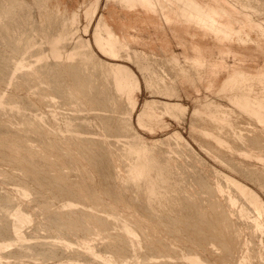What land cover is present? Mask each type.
Returning a JSON list of instances; mask_svg holds the SVG:
<instances>
[{
  "label": "rangeland",
  "instance_id": "1",
  "mask_svg": "<svg viewBox=\"0 0 264 264\" xmlns=\"http://www.w3.org/2000/svg\"><path fill=\"white\" fill-rule=\"evenodd\" d=\"M7 1H9V0H7ZM7 1L6 0H0V14L1 15L3 14V16H2L3 21L1 20V15H0V20H1L0 23L2 24L0 26H5V28H6L4 30L3 27H0V54H1V56H0V64H1L0 65V67H1L0 68V70H1L0 71L1 72L0 73V94H2V95H0V98L2 96L1 100L2 99L4 100V101H2V104H4V105H2V104L0 105V123H1L0 124V129H1L0 130V138H1L0 142L3 145V146L1 145L2 149L3 150L5 149L3 152V150L0 147V149H1L0 152H3L5 154L8 152L7 153L8 155L7 154L6 155L8 157L9 156L10 157L8 158V157H6L5 154L0 153V155H1L0 156V158H1L0 159V199L2 200V201L0 200V229H1L0 230V255L2 254L0 256V264H20V263L21 264H60V263L61 264H102V263L105 264L106 258H109L110 255L113 258L112 260H118V259L120 260V261L119 260L116 261V262H118V264H148L149 262H150L149 264H162V263H164V264L165 263L166 264H191V263L196 264L193 262H197V264H200V263L201 264H264V213L261 210L258 211L257 207H254V205L256 206V204L254 202L251 203L252 200L250 198V194L248 195L249 197L247 198L248 193L242 194V192L238 189L237 185H234V183L236 184V182H238L239 184L241 183V185L246 186L256 196H259V199H261V201L264 205V174H263L264 173V159H263L264 158L263 157L264 152H262L261 147H260V146H262V149H263L264 142L261 143L262 145L257 144L259 146L258 151L261 150L263 155H260L261 154L260 152H256L257 151L256 143L260 144V142H258V140L259 141H260V139L264 140V138H263L264 137L263 136L264 135V129L262 128V126L264 127V124L261 123L258 120V118L254 116V114L252 115V113H249L247 111L245 112V110L242 111L234 103H232L230 101V99L225 97L223 94H218V93L212 92V91H209V93H208V91H206L204 87L201 88V91H199V93H198L193 88L194 84H191L188 81L182 82V81H184L183 76H185V75L191 76L192 74H194V76L192 75V77H191L193 79L199 77V76H197V72H199L198 75H202L203 67L200 66V68H202V70H200L201 71L200 72L199 71L200 68L195 66L194 68L197 67L198 69H194L193 68L194 65L191 62L184 60L183 58H180L178 63L176 61H174L173 59H169V57H170L169 55H165V53H163L160 49H158L159 48L158 44H155V49L152 51L145 49V48L138 49V50H141L143 53H145V55L147 54L146 59L148 58V60L146 61L147 63H145V64L147 66V70H148V68L150 69V70H148L149 72L147 70L142 71L141 69H139L136 62L132 59L129 60L127 58V59L123 60V62L134 72V74L137 77L138 82H139V89L136 91V94H135L136 95L135 98L137 99V105L135 108H133L134 107L132 105L133 103L129 102L132 99L130 100L131 97L127 93H126L127 97H125V92L124 93L121 92L118 95V97H120V98H118L119 99L118 100L115 92L114 93L112 92L114 90V88H112L113 83L111 84V82H113V78L109 75L110 70L107 67V64H106V66L103 65L107 61L108 57L106 55H104V53L102 51H100L98 49V46L94 42V40H93L94 39L93 38V29H94L96 19L98 18V16L100 17V14L101 15L104 14L106 17H108L109 20H111V22L114 25H116V27H118V28H120L122 26V23H124L126 26H128V23H129V26H131L130 24L134 20V18L135 19L136 18H149V16L141 15L140 10L132 12L127 7L119 4V2H117V1L116 2L113 1V2L108 3L106 0H100L99 5L97 7L96 14H95V18L93 19L89 28L85 29L86 28L85 26H87V24H88V21H87L88 18H86V15L84 16V14H85L84 11L87 10V8L88 9L92 8V6L95 5V1L92 2L91 0H38L40 2L39 3L37 0H36V2H34L35 0H24L25 3H22V6L24 8H22V6H21V9H20V7H18L19 10H17L18 8L16 6V10L14 9V12H13L16 14H11V15H10V13H11L12 9L10 8L11 11L9 13L7 5H9L10 3ZM17 1H21V0H17ZM241 2H246V3L250 2L253 4V6L259 7V9H260V6H261V8L263 7L262 11H261V9L259 10L258 8H256L258 11H260L259 12L260 14H257L255 17L259 20L264 21V6H263L264 2H263V0L262 1L261 0H258V1L257 0H249V1L248 0H245V1L242 0ZM38 3H39V5H38ZM258 3H260L261 5ZM5 4H6L7 10L5 8ZM24 4H25V6H27V8H25ZM24 9L25 10L27 9V11H25ZM74 10H78L79 15H78V18L76 19V22H74L76 24H74V26L71 27L73 25V22H71L72 24L69 22V17H70L71 12H73ZM17 11H19V12H17ZM4 12H6V13H4ZM28 12H29V14H27ZM53 12H54V14H53ZM19 13L21 15H19ZM22 13L23 14L25 13L24 16ZM4 15H6L5 18H4ZM25 15H26V17H25ZM110 16H111V19H110ZM15 17H17L18 19ZM19 18H21V19L19 20ZM23 18L25 19V21ZM13 19H17V20L16 21L14 20V22H10V21H13ZM66 19H68V21ZM8 20H10V21H8ZM17 21H18V25H17ZM23 21L26 22V24L24 23V25H23L22 24ZM65 21L69 22L71 24V25L69 23L67 24L69 28L67 27V25H66V29L64 26L62 27V25L65 23ZM8 22H10L9 23L10 26L8 25ZM56 22H57V24H55ZM19 23H20V25H19ZM11 24H13V25H11ZM37 24H39V25H37ZM50 24H52V25L50 26ZM11 26H12V28H11ZM7 28H8V31L6 33ZM62 28H64L65 30H63ZM11 29H13V30L11 31ZM59 30H62L63 32L67 31V33L65 32L64 34H68V36L67 35H66V37L64 36V38H65L64 40L59 38L60 43L57 44V46L59 47V45H61L60 49L64 52V54L61 55V58L58 57V59H55L57 57L54 56L55 57L54 58L52 56V54L50 53V52H52V50H50L51 44H53V43L50 44V42L54 41L53 38L56 39L58 37L59 34L57 35V33ZM71 30H72V33H71ZM62 31H60V33ZM128 31L132 32V29L129 28ZM1 32H2V34H1ZM54 33L56 34V36ZM142 33L144 34V37L148 41L151 39V37H153L155 35V31L152 27H147L146 29H144L142 31ZM7 34L9 35L8 40L6 39ZM70 34H71L72 38L70 37ZM43 35L44 36L47 35L46 36L47 39ZM51 35H52V37H51ZM33 37H34V39H33ZM253 37L256 38V35L253 34ZM2 38H4V39H2ZM50 38L53 41H51ZM66 38H67V40H66ZM24 39H25V41H24ZM82 39H83L84 43H82L83 42ZM21 40H22V42H21ZM65 40H66V42H65ZM169 40H170V47H171L172 51H174L176 54H180L182 52V49L176 45L172 36L169 37ZM12 41H13V43L11 45ZM61 41H64L63 44H61ZM209 41H210V44H213V42H214L212 39H210ZM3 43H5V44H3ZM47 43H48V45H47ZM77 44H79V45H77ZM83 44H84V47L80 46ZM11 46H12V48H11ZM48 46L50 47V49ZM72 46L74 47V49ZM53 47H54V44L52 45V49H53ZM20 49L22 52L21 54H20ZM3 50H4V52H3ZM14 51H16V53ZM23 51H24V53H23ZM42 51H44V52L46 51L47 53L45 52L46 53L45 54ZM69 51L70 52L72 51L71 53H73L70 57H72V56H74V54H76L74 56V59L69 57L72 60L68 59V56L70 55V54H68V53H70ZM75 51H77V53ZM85 53H87V55H85ZM88 53H90V54L88 55ZM18 54H20V56ZM40 54L42 56H40ZM66 55H68V56L66 57ZM77 55H79V56H77ZM83 55H84L85 59L83 58ZM43 56H44V58H43ZM80 56H82L83 59ZM85 56H87V57H85ZM80 58H81V60H80ZM86 58H88L89 60ZM36 59H38L39 61ZM67 59H68V61H67ZM95 60H97V62ZM104 60H106V61H104ZM83 61H85V62H83ZM71 62H72V64H71ZM95 62H96V64H95ZM98 62H99V64H101V63L102 64L99 65ZM263 62H264L263 58H259L258 64L259 63L263 64ZM65 63H67V64H65ZM176 63H177V66H176ZM17 64H18V67H16ZM81 64H82V66H81ZM102 65H103V67H102ZM69 66H71V67H69ZM72 66H73V69H76V70H77V68L79 69V70H77V73H76V71H74L72 69ZM74 66H76L77 68ZM251 66H252V63H251ZM54 67H56V68L54 69ZM100 67L103 68V70ZM174 67H176V68L174 69ZM190 67H192L194 70ZM15 68H17V69H15ZM20 69H22V70H20ZM180 69L183 70L184 73ZM67 70H69V71H67ZM70 70H72L73 72L70 73L71 72ZM18 71H19V73H18ZM41 71L43 73H45V72H47V73L43 74ZM49 71H50V73L48 74ZM64 71H65V73H64ZM80 71H81L83 77L81 76V73H78ZM176 71H178V72L176 73ZM187 71L190 72V74H187L188 73ZM28 72L30 75L27 74ZM105 72H106V74H104ZM203 72L205 73V68H204ZM74 73H76V74H74ZM154 73H155V75H152ZM179 73H181V74H179ZM195 73H196V75H195ZM51 74H52V76H51ZM79 74H80V76H75V75H79ZM86 74H88L87 76L90 79L86 78ZM103 74L105 76L109 75L108 76L109 78L111 77L110 78L111 80L107 77L109 82L111 81L110 83L108 82V80L105 78V76ZM53 75H55V76H53ZM92 75H94V76H92ZM28 76H30V77H28ZM66 76H67V78H66ZM70 76L71 77L74 76L73 77L74 79L71 78ZM195 76H197V77H195ZM3 77H5V78H3ZM62 77H63V79L61 80ZM75 77H77L78 79H75ZM9 78H12V79H9ZM27 79H29V80H27ZM70 79L76 80V82L79 79L81 81L83 80L82 81L83 84L81 83L80 80L78 81V82H80V84H78V83L76 84L75 81H73V82H75V83H73L72 80H70ZM91 79H93V80L95 79L96 81L95 80L93 81ZM147 79L150 80V83H147V81H146ZM6 80H8V81H6ZM21 80H24V81H21ZM84 80H87L88 82L90 80V83H91V81H92V83L90 84ZM163 81H164V83H163ZM17 82H18V84H17ZM61 82H62V84H61ZM85 82H87V84ZM107 82L111 85V86L109 85L110 87L108 86ZM33 83H34V85H33ZM98 83H100L101 85H99ZM89 84L92 86H90ZM103 84H104V86H103ZM84 85H86V86H84ZM170 85L172 87L176 88L177 91L179 92L174 97L169 96L167 94V92H165V89H164V92H162L163 87H165V88H166V86L170 87ZM75 86H76V88H78L77 90L74 88ZM80 86H84L86 88L88 87V89H89V87H90V89L92 88L93 91H90V90L89 91L92 92L94 95H95V93L98 92L97 94H99V97L96 98V96H94L92 93H89L88 90L86 91V88H84L85 91L82 90V91H80L81 93H79L78 92L79 88L82 89V87H80ZM101 87H102V89H101ZM109 88H112V89H109ZM161 88H162L161 91L158 90ZM54 89H55V91L57 90V93L55 91H53ZM59 89H61V90L59 91ZM95 89H97V90H95ZM107 89H109L110 91L112 90V91L110 92ZM74 90H76V91H74ZM100 90H103V93L105 90H107V92L105 93L106 95H109L110 97L115 96L116 98L114 97L115 98L114 100L111 99L113 97L110 98L109 96H108L109 98H103L106 100V103H108L107 99H110L109 104H107V106H105V102H104L105 100L102 99V96L103 97H107V96L102 95L103 93H101L102 91H100ZM83 91H84V93H83ZM85 92H87V93H85ZM44 93L46 95H44ZM58 93H60V94H58ZM62 93H64V94H62ZM84 94L85 95L90 94V96H92V98L95 101L92 99H89V98H91L89 95L84 96ZM3 95L6 97V99ZM47 95H48V97H47ZM68 95H70V96H68ZM71 96H73V97H71ZM51 97H53V98H51ZM67 97L68 98L71 97V98L68 99ZM86 97H89L88 100ZM83 98H85V99H83ZM196 98H199L203 101L207 100L208 104H209V107L207 110H209V109L215 110L212 113H214L217 117H219V115H221L222 118H224V119H226V121H228L227 117H228V115H230L228 117V119L230 118V120H233V121H229V123L231 122L230 125L232 124L231 125L232 127L229 126L228 125L229 123H227V122H226L227 123V125H226L224 120H222L221 121L222 123H220V121H218V118L214 119L215 121L213 119L210 122H209V120H207V121H208V123H211V122L215 123L216 122L215 123L216 125L218 123H220V124H222L223 127L218 124L220 128L218 127L217 128L218 130H217L215 128L217 126L216 125L213 126L214 123H211L213 125H211V124L209 125L206 121V119H210V117L207 118L208 115H206V116L204 115L205 117L204 116L201 117V114L198 115L197 113H195V106L197 104ZM28 99H29V101H28ZM116 99H117V101H115ZM36 100H37V102H36ZM41 100H43V101H41ZM101 100H103V101H101ZM111 100H113L115 102H112ZM88 101L90 104L88 103ZM100 101L104 104H102ZM145 101L155 102L154 103L155 106L158 105L157 108H159V106L162 107L163 106L162 102H164V101H175V102L182 104L184 106V109L183 110H176L174 115H172V114L163 112L164 111L163 107H162V109L159 108L160 111L163 110L162 111L163 113H160V116H159V118H161V120L163 121V125L155 128L154 131H152V130L146 129L145 127H141L137 122L138 114L140 113V109H141V107ZM98 102H100L101 105H100V103L98 104ZM94 103H95V105H94ZM110 104H112V105H110ZM129 106H131V107H129ZM131 108H132V111H131ZM236 108H238L239 110ZM232 109H233V111H232ZM1 110H2V112H1ZM211 110H209V111L211 112ZM219 110H220V112H219ZM240 110H241V112H240ZM233 112H234L235 116L233 115ZM177 113L179 115H177ZM235 113H237L239 115H237ZM246 113H249V114H246ZM29 114H31V115H29ZM247 115L249 117L251 115L252 116L250 118H248ZM225 116H227V117L225 118ZM32 117H34V118H32ZM197 117H200L201 119L197 118ZM231 117H232V119H231ZM252 117L255 119H253ZM35 118H36V120H35ZM122 118L124 119L123 121L120 120ZM195 118H197V119H195ZM203 118L205 119L206 122L205 121L203 122ZM239 118L241 120H239ZM125 119H126V121L127 120L128 121L126 122ZM234 119H235V121H234ZM24 120H27L28 122L24 121ZM254 120H256V122ZM32 121H34V122L31 123ZM217 121H218V123H217ZM35 122H37V124ZM116 122H117V124H116ZM252 122H254L255 124H253ZM199 123H201V124H199ZM233 123H234V125H233ZM65 124L66 125L69 124V125L66 126ZM70 124L72 127L70 126ZM113 125H115V127ZM120 125H122V126H120ZM256 125H258V127ZM260 125H262V126H260ZM209 126L211 127V129ZM224 126H226L227 128H225ZM221 127H222V129H221ZM238 127H239V130H238ZM203 128L204 129L207 128V129H209V131H211L213 129L214 133L216 132L214 130H217L218 133H221L220 134L221 137H219L220 140L224 138L223 139V142H224V140L227 137V139H228V140H226L227 142L224 144L222 142H220V140H217V142H216L215 140L218 139L217 138L218 136H220L218 133L216 135L217 137L215 140H212L213 138H208L209 136L205 135L204 133L205 132L209 133V131H206L207 130L206 129V130H204L205 131L204 132ZM233 128H234V130H233ZM235 128H237V129H235ZM248 129H250V130H248ZM258 129L261 132L263 130V133H261L263 137H260L261 135L257 134V135H259L260 139L255 138L257 136L255 134V132L257 131L259 133ZM57 130H59V131H57ZM219 130H220V132H219ZM226 130H227V132H226ZM235 131H236V133H235ZM9 132H10V134H9ZM59 132L62 134H59ZM129 133H131L130 135L132 137H135V136L137 137V138L135 137V139L133 138L134 142L137 141L138 139L145 138L150 143V145H152L154 147V150L153 149L152 150H153V153H154V151H156L154 153V155L159 157V162H161V164L164 162L166 163V164L164 163L162 165L160 164L158 167L155 166L156 169L153 167L154 170L151 169L152 173L150 172V175L154 176L153 179L157 180V178H158V180H160V181L157 180V182H159L158 187L160 185V188H158V189H160L159 191H160L161 197L159 196V194L154 195L155 198H154V196H153V198L151 197L150 199L147 197L148 194H146V193H148V192L144 193V191H147V189L144 190L146 186L143 185V184H146L144 182V179L146 181V178H143V179L138 178L136 180L134 179L135 182H132L133 178L130 177L131 176L130 175L131 174L130 169L132 167L131 165L134 164V163H132V161L135 160V156H137V155L132 153V154H134L132 156V154L129 150V148H130L129 143H134L133 139L129 135ZM211 133L212 132H210V134ZM234 133H235V135L236 134L237 135L235 136ZM138 135L140 137H138ZM244 135H245V137H243ZM247 135H248V137H247ZM211 136L213 137L215 135H211ZM246 137H247V139H246ZM250 137H251V139L253 138V139L257 140L256 143L254 142L255 143L254 145H252L253 139L251 140V143H250V141L248 142V139H250ZM70 138L71 139L74 138V139L71 140ZM86 138H88V139H86ZM243 138H244V140H243ZM75 139H77V140H75ZM90 139H94V140H90ZM233 139L237 143L236 142L233 143V141H234ZM237 139H239V140H237ZM88 140H90V141H88ZM131 140H132V142H131ZM256 140H254V141H256ZM6 141H7V143L12 142L11 145H13V147L11 145H6V143H5ZM44 141H45V143H44ZM110 141H112V142H110ZM116 141H118L119 143H117ZM127 141H129V142H127ZM154 142H155V144H154ZM4 143H5V145H4ZM98 143H100V144H98ZM122 143L123 144L126 143V145L124 144V147H123ZM227 143H229L230 145ZM247 143L252 146V149H254V146H255L254 150H256V151L252 150L251 146L249 147V145H247V146L244 145ZM20 144H22V145H20ZM236 144H238V145L240 144V145L238 146ZM28 146H29V149H28ZM96 146L98 147V149H96ZM99 146H100V149H99ZM125 146H126V149H128V150L125 149ZM242 146H245L244 149H242ZM11 147H12V149H11ZM84 147H85V149H84ZM110 147H111V149H110ZM227 147H228V149H227ZM237 149H239V150H237ZM245 149L247 150V152ZM12 150H14L15 152ZM24 151H26V152H24ZM28 151H31V152H28ZM33 151H35V152H33ZM91 151H92V153H91ZM128 151L130 153L127 154ZM263 151H264V149H263ZM21 152H23V153H21ZM218 152H220L221 154ZM250 152H251V154H248ZM28 153H30V154H28ZM55 153L56 154L58 153L59 156L58 155L56 156ZM240 153H242V154H240ZM252 154L254 157L250 158L251 157L250 155H252ZM257 154H258V156L260 155L259 157H262V158H259V157L255 158V155H257ZM29 155L31 157H29ZM97 155H99V156H97ZM24 156H25V158H24ZM18 157H20V158H18ZM22 157H23L22 160H24L26 163L21 160ZM26 157H27V159H26ZM45 157L49 160H46ZM48 157H50V158H48ZM126 157H128V158H126ZM3 158H5V159L7 158L8 162H7V160H5ZM30 158H31V160H30ZM106 158H107V160H106ZM132 158H134V159L132 160ZM2 159L4 161H2ZM11 159H14V160H11ZM16 159H19V160H16ZM85 159H87V160H85ZM165 159H166V161L168 160V162L164 161ZM258 159H259V161H258L259 163L257 162ZM260 159L261 160L263 159V161L261 162ZM20 160L22 163L24 162L23 165L21 162L19 163L22 166L17 164ZM99 160H100V162H99ZM112 160H113V163H112ZM28 161L31 165H34V167H36V168L32 169L33 167L29 163H27ZM35 161H36V163H35ZM9 162H11V163H9ZM45 162H46V165L43 164ZM53 163H54V165H53ZM129 163H131V164H129ZM13 164H15V165H13ZM25 164H29V165H26V167H25ZM56 164L57 165L59 164V166H57ZM167 164H169L170 167ZM40 165L43 167H41ZM14 166L15 167L17 166V167L15 168ZM29 166H31V167H29ZM129 166H131V167H129ZM161 166H163V167H161ZM164 166H166V170L168 167H169L168 169H170V170H167V172H166V170H164L165 169ZM175 166H177V167H175ZM22 167H23V170L24 169L26 170V168H27V170H28V168L29 169L31 168V169L28 170V172L26 170V173H24L25 170L21 171ZM54 167L57 169H55ZM159 167H161L163 169L160 172L158 171V170H160ZM18 168H20V169H18ZM37 168L40 169L41 171H43V170H45V171L39 172L40 170L38 171ZM181 169H183V170L181 171ZM47 170L48 171L50 170V172H49L50 174H48ZM127 170H129V171H127ZM31 171H32L33 176L29 175V174H31ZM163 171L165 172V174L167 173L168 176L172 173L169 176L170 179L168 178L167 174H166L167 177L165 179ZM169 172H170V174H169ZM52 173H53V176L51 175ZM34 174H35V176H34ZM156 174H158V175H156ZM37 175H39V176L36 177ZM49 175L52 176V178ZM40 176L42 177V179L39 178ZM54 176H56L57 178ZM155 176H156V178H155ZM32 177H33V180H32ZM45 177L47 179L48 178L49 179L47 180ZM58 177H60V178H58ZM19 178H21V179H19ZM43 178H45V179L43 180ZM61 178H64L62 180L63 184H62V182H60ZM50 179L53 181L52 183H51ZM57 179H58V182L61 186L58 185V183L56 182ZM86 179L89 182L85 181ZM161 179L162 180H168V181H165V182L163 181L164 183L162 182L160 184ZM200 179H202V180H200ZM204 179H205V181H204ZM226 179H227V182H226ZM36 180H37V182H36ZM64 180H65V182H64ZM228 180L229 181L232 180V181L229 183ZM38 181L41 183H44V184L46 183V185L42 184V186H41V183H39ZM203 181L205 183L207 181L208 182L205 185V184H203L204 183ZM130 182H132V184ZM173 182H175V183H173ZM75 183H77V184H75ZM127 183L128 184L130 183V184L128 185ZM216 183L218 184V186ZM53 184H54V186H52ZM81 184H83V185H81ZM196 184H197V186H196ZM207 184L211 188L208 187ZM39 185H40V187H39ZM86 185H88V186H86ZM161 185H164V186H161ZM219 185L220 186L222 185V186L220 187ZM121 186H122V188H121ZM142 186H144V187H142ZM216 186L218 188V189L216 188L218 191H216V189H215ZM235 186H236V189L234 188ZM45 187H47V188H45ZM79 187L81 188L80 190H79ZM161 187H162V189H161ZM60 188H63V189H60ZM134 188H135V190H134ZM142 188H144V189H142ZM208 188H210V190H208ZM16 189H17V191H16ZM64 189H65V191L67 189V192H65L66 193L65 195H63L64 193L62 194V192H64L63 191ZM74 189L76 190V192L79 193L78 195H76ZM140 189H141V191H140ZM163 189H166V190H163ZM58 190H59V192H58ZM101 190H102V192H101ZM123 190H124V193H123ZM80 191H81V194H80ZM186 191L189 192L191 195L193 193H195V195L193 194L194 197L197 194L198 195L196 196L195 199L194 198L192 199V196L189 197V198H191L189 200V202L190 201L191 202L189 203L188 202L189 198L188 199H187V197L184 198ZM209 191H211V192L215 191L216 193L214 192V193H211L212 195H210V194H208V193H210ZM56 192H58V193H56ZM84 192H86V193H89V192L92 193L93 192V193L92 194L89 193L90 195L86 194L87 197H85ZM134 192H136V193H134ZM168 192H169V194H168ZM23 193H25V194H23ZM97 193H98L99 197L96 198L94 196V194L97 195ZM121 193H122V195H121ZM176 193H177V195H176ZM105 194H107V196ZM117 194H119V195H117ZM141 194L143 196H141ZM162 194H163V196H162ZM190 194H189V196H190ZM240 194H242V195H240ZM68 195H71V196H68ZM138 195H139V197H138ZM217 195H218V197H217ZM237 195L238 196L240 195V196L238 197ZM67 196H68V198H66ZM133 196H134V199H133ZM213 196H215V197H213ZM230 196H231V198H230ZM234 196H235V199H234ZM241 196L242 197L244 196V197L242 198ZM116 197H118V198H116ZM178 197L179 198L182 197V198H180V200L178 199L179 201H175V198L177 200ZM65 198H66V200H65ZM110 198H112V199H110ZM244 198H247V199H244ZM249 198H250V202H249ZM40 199H41V201H40ZM77 199H78V201H77ZM116 199H117V201H116ZM214 199H215V204L217 205V207H214V205H215L214 203H213L212 207L210 206L211 202H214ZM229 199L231 200V202ZM92 200H94V201H92ZM152 200H154V201H152ZM181 200H183V201H181ZM218 200L219 201L221 200L220 203ZM4 201H6V202L4 203ZM113 201H116V202H113ZM184 201H187L188 202L187 204H189V205H187ZM8 202H9V205H8ZM71 202H73V203H71ZM74 202H76V203H74ZM78 202H79V204L83 203V205L82 204L79 205ZM171 202H172V205H171ZM176 202H179V203L177 204ZM206 202H207V205H206ZM66 203L67 204L69 203L70 205L73 204V205L69 206V204H68V206H67ZM126 203H127V205H126ZM182 203H183V205H182ZM193 203H196V204L193 205ZM217 203H219V204H217ZM221 203H223V204H221ZM155 205L157 207L159 206L158 209L156 208ZM162 205H163V207H162ZM175 205L177 208L175 207ZM184 205H185V208L183 211L181 209H183L182 206H184ZM195 205L198 207H196ZM218 205H219V207H218ZM199 206H200V208H199ZM83 207H84V209H83ZM204 207H205V209H204ZM72 208H73V210H72ZM102 208H104V209H102ZM170 208L172 209V211H170L171 210ZM187 208H188V210H187ZM213 208L214 209L217 208L218 212H216V209L214 210ZM218 208H220L219 209L220 211L222 210V213L219 212ZM123 209L125 212H123ZM198 209H200L201 212ZM224 209H226V212ZM16 210H19L22 213H25L26 215L29 214V217H30L29 219L32 220V221L28 220L27 222L23 223L20 226L19 230L22 231V232L20 231V233L22 235H24L23 236L24 239L22 240L23 243L20 241L21 245H20L19 241L15 242V240H12L13 234L11 233L12 231L10 229L13 218H14L13 214H14V212H16ZM71 210H72V213H71ZM116 210H117V212H116ZM161 210L163 213H160ZM58 211H59V213H58ZM64 211H65V213H64ZM87 211H88L89 215L87 214ZM189 211H191V213ZM197 211H198V214L196 213ZM203 211H207L208 213H206V214H205V212L202 213ZM4 212H6V213L3 214ZM46 212H48V213H46ZM92 212H93V214H91ZM102 212H104V213H102ZM157 212H159V213H157ZM209 212H210V214H209ZM214 212H216V213H214ZM231 212H233V213H231ZM94 214H95V216L98 217V218L95 217V219L100 218L98 221L96 219L97 223L95 221H92V219L95 220L94 216L92 217V215H94ZM211 214H213L214 216L213 215L211 216ZM217 214L219 216L221 215V217L219 218V216ZM43 215H44V217H43ZM102 215L104 217H102ZM186 215H188V216H186ZM193 215H194V217H197V218H194ZM198 215H199V217H198ZM208 215H210V218L208 217ZM224 215H225V217H224ZM56 216H57V218H55ZM178 216L181 218H179ZM203 216H205V218H203ZM81 217L82 218L84 217V219H81ZM183 217L185 218V220ZM215 217L219 218L217 222L221 226L218 225V223L215 221L216 220ZM71 218L76 219V221H74V223H76V224H74L72 222V224H69L70 225L69 226L67 223ZM86 218L87 219L89 218V219L84 221ZM110 218H111V220H110ZM186 218L188 220H186ZM221 218L226 219V220L228 219L227 220L228 222L226 221L223 223V220L221 221ZM106 219H107V221H106ZM175 219L179 223H177ZM179 219H181V220L179 221ZM202 219H204V220H202ZM89 220L92 222H90ZM100 220L102 222L106 221L105 226L102 227V225L104 223L99 222ZM128 220L129 221L131 220V221L129 222ZM164 220H166V221L164 222ZM193 220L197 221V222L194 223ZM213 220L216 222V225H214L215 223L213 222ZM229 220H231V221H229ZM7 221H8V225H7ZM78 221L79 222L81 221V222L79 223ZM82 221H84V222H82ZM174 221H175V223H174ZM185 221H187V222H185ZM208 221H210V223L212 222L211 225L213 224L214 226L212 225V227H211L210 225H208ZM93 222H95L96 224ZM113 222H115V223H113ZM136 222H137V224H139V222H140L141 228L138 225H136ZM153 222H154V224H153ZM81 223H82V225H81ZM147 223H151V224H147ZM172 223L176 224V225H173ZM200 223H201V225H199ZM226 223L228 225H226V227H224L223 224H226ZM259 223L261 226L259 225ZM58 224H59L60 228H57V227H59ZM64 224H66L65 227H64ZM86 224H87V230H85ZM91 224H92V226H91ZM202 224H203V227H202ZM249 224H251V225H249ZM254 224H255V226H254ZM95 225L98 226L97 227L98 229H96V227H94ZM152 225H153V227H152ZM154 225H155V227H154ZM204 225H206L205 228H207L206 230L208 232L207 231L205 232ZM222 225H223V229H222L223 232L219 229V226L222 227ZM67 226L71 227V228H68ZM74 226H75V228H74ZM134 226H136V228ZM137 226L140 229H138ZM172 226H174V227H172ZM208 226L210 228H208ZM81 227L84 228V230H82ZM101 227L103 229H101ZM122 227H124V229L127 231V233L129 232L128 233L129 236L127 235L126 231ZM147 227H148V229H147ZM215 227H216V229L218 228L220 230V232H219L217 229V231H218L217 233H219L218 234L219 238L221 236V238H222V239L220 238L221 240L217 237L218 236L217 233H215L216 232V229H214ZM229 227H231L230 230L232 229L231 232L229 230ZM108 228H109V230H108ZM134 228L136 229V231L134 230ZM182 228H184V230ZM198 228H200V229L202 228L201 229L202 231ZM8 229L11 231V232L9 231L10 233L7 231ZM91 229H93V231ZM99 229L104 230L106 232H104V231L102 232ZM149 229H150V231H148ZM169 229L171 231H169ZM178 229H179V231H178ZM211 229L214 230L215 232L214 231L212 232ZM79 230H82V231H79ZM95 230H97V231H95ZM130 230L132 232H130ZM87 231L90 233H88ZM227 231H228V233H227ZM119 232H121V233H119ZM165 232L167 233V235L171 234L172 232L173 233L171 234V236L170 235L167 236L165 234ZM110 233H112V234H110ZM114 233H116V234L113 236ZM123 233H126V234H123ZM224 233H226V234L224 235ZM140 234H141V236H140ZM173 234H174V236H173ZM213 234L216 235V236H214V238L212 237ZM228 234H230V235H228ZM11 235H12V237H11ZM8 236H10V237H8ZM123 236L125 238H127L128 240L123 238ZM223 236H225L224 239H223ZM227 236H230V237L228 238ZM234 236H235V238H234ZM77 237H78V239H77ZM85 237H87V239ZM236 237H237V239H236ZM110 238H112V239H110ZM205 238H207V239L205 240ZM225 238L227 239V241ZM43 239H44V241H43ZM132 239H133V241H132ZM215 239L219 240L220 242H222V240H224L225 242L224 241L223 242L226 245L223 242L221 244H219L220 242L219 243H218V241L216 242ZM150 240H153L154 242L150 241ZM118 241H120V242H118ZM165 242H166V244H165ZM227 242H228V244H227ZM25 244H27V246ZM15 246H17V247H15ZM34 246H36V247H34ZM70 246L71 247L73 246V247L71 248ZM221 246H227V247L229 246V248H231V250H229L227 247H221ZM29 247L32 249H30ZM95 247H96V250H94ZM166 247H167V251L165 249ZM183 247L185 248L184 250H182ZM43 248H44V250H43ZM122 248L126 250L125 251L126 253L124 254L125 256L122 253V250H123ZM223 248H225V249H223ZM116 249H118L119 251H116ZM129 249H130V251H129ZM188 250H190V251H188ZM226 250H229V251H226ZM13 251H14V253H13ZM45 251H48L49 254H47V252H45ZM43 252L46 254H44ZM116 252L118 255L116 254ZM118 252H120V253H118ZM235 252H237V253H235ZM11 253H13V254H11ZM29 253H30V255H29ZM95 253L98 255H96ZM164 253L166 255H164ZM188 253H190V254H188ZM193 253H195V254H193ZM17 254H19V255H17ZM127 254H129V255H127ZM162 254L166 257H164ZM158 255H159V257H158ZM183 255H185V256H183ZM198 255L200 256V259L202 261L199 259ZM95 256H97V257H95ZM117 256H119L120 258L118 257V259H116ZM46 258H47V260H46ZM96 258L97 259L99 258V259L97 260ZM185 258L186 259L188 258L189 261L185 260ZM194 258L196 261L193 260ZM109 259H111V258H109ZM168 259H170V260H168ZM167 260L169 262H166Z\"/></svg>",
  "mask_w": 264,
  "mask_h": 264
},
{
  "label": "bare ground",
  "instance_id": "2",
  "mask_svg": "<svg viewBox=\"0 0 264 264\" xmlns=\"http://www.w3.org/2000/svg\"><path fill=\"white\" fill-rule=\"evenodd\" d=\"M7 1V0H6ZM38 1V0H37ZM92 2H94L95 1V5L94 6H92V8H87V10H85L84 11V16L86 15V18H88V24H87V26H85L86 28L85 29H88L89 28V26L91 25V23H92V21H93V19L95 18V14H96V11H97V7H98V5H99V1L100 0H91ZM108 3H110V2H113V1H117V2H119V4H121L122 6H125V7H127L130 11H132V12H134V11H138V10H140L141 11V15H146V16H149V18H134V20L131 22V26H129V23H128V26H126L124 23H122V26L120 27V28H118V27H116V25H114L112 22H111V20H109V18L108 17H106L104 14H100V17L98 16V18L96 19V22H95V25H94V29H93V40H94V42L96 43V45L98 46V49L100 50V51H102L103 53H104V55H106L107 57H108V59H107V61L106 60H104V61H106L103 65H105L106 66V64H107V67L109 68V75L113 78V82H111V84L113 83V86H112V88H114V90L112 91L113 93L115 92V94H116V97H117V99L118 98H120V97H118V95L122 92V93H124L125 92V97H127L126 95L128 94L131 98H130V100L131 101H129V102H132L131 104L134 106L133 108H135L136 107V105H137V99L135 98V94H136V91L139 89V82H138V79H137V77L135 76V74H134V72L123 62V60L124 59H132V60H134L135 62H136V64L138 65V67H139V69H141L142 71H144V70H147V66H146V64L145 63H147L146 61L148 60V58L146 59V55H145V53H143L141 50H138V49H140V48H145V49H148V50H154L155 49V44H158L159 45V48L158 49H160L163 53H165V55H169L170 57H169V59H173L174 61H176L177 63L179 62V60H180V58H183L184 60H187V61H189V62H191L194 66H193V68L195 67V66H197L198 68H200V66H202L203 67V71H204V68H205V73L202 71V75H198V73L199 72H197V76H199V77H197V76H195V77H197V78H195V79H193V78H191L192 77V75L194 76V74H192L191 76H189V75H185V76H183L182 78H183V80L184 81H182V82H189V83H191V84H194L193 85V88H194V90L196 91V92H198L199 93V91H201V88H205V90L206 91H208V93H209V91H212V92H216V93H218V94H223L225 97H227L228 99H230V101L232 102V103H234L238 108H240L242 111H244L245 110V112L247 111V112H249V113H252V115L254 114V116L255 117H257L258 118V120L261 122V123H263L264 124V62H263V64H258V61H259V58H263V60H264V21L263 20H259V19H257L255 16L257 15V14H260L259 12L260 11H258L256 8H258L259 9V7H255V6H253V4L252 3H250V2H248V3H246V2H241L242 0H106ZM243 1H245V0H243ZM249 1V0H248ZM258 1V0H257ZM262 1V0H261ZM4 2V1H3ZM7 2H9L10 4L9 5H7V7H8V10H9V13H10V11H11V9H12V11H11V13H10V15L11 14H16V13H13L14 12V9L16 10V6H17V8L18 7H20V9H21V6H22V3H25V1L23 0H21V1H17V0H9V1H7ZM34 2H36V0L34 1ZM39 2V1H38ZM47 2V1H46ZM256 2V1H255ZM263 2H264V0H263ZM40 3V2H39ZM39 3H38V5H39ZM44 3V2H43ZM42 4V3H41ZM45 4V3H44ZM92 4V3H91ZM258 4H260V3H258ZM264 4V3H263ZM37 5V6H38ZM261 5V4H260ZM10 6V7H9ZM24 6H25V4H24ZM29 6V5H28ZM47 6V5H46ZM104 6V5H103ZM264 6V5H263ZM3 7V6H2ZM30 7V6H29ZM28 7V8H29ZM87 7V6H86ZM4 8V7H3ZM2 8V9H3ZM5 8H6V4H5ZM4 8V9H5ZM11 8V9H10ZM22 8H24L23 6H22ZM25 8H27V6H25ZM32 9V8H31ZM37 9V8H36ZM59 9V8H58ZM86 9V8H85ZM260 9H261V11L263 10V7L261 8V6H260ZM259 9V10H260ZM6 10H7V8H6ZM17 10H19V8L17 9ZM25 10V9H24ZM29 10V9H28ZM25 11H27V9L25 10ZM30 11V10H29ZM38 11V10H37ZM58 11V10H57ZM60 11V10H59ZM16 12V11H15ZM17 12H19V11H17ZM64 12V11H63ZM68 12V11H67ZM4 13H6V12H4ZM8 13V12H7ZM21 13V12H20ZM19 13V15H21ZM23 14V13H22ZM25 14V13H24ZM24 14H23V16H24ZM27 14H29V12L27 13ZM53 14H54V12H53ZM1 15V14H0ZM18 15V16H19ZM78 15H79V13H78V10H74L73 12H71V14H70V17H69V22L71 23V22H73V25L71 26V27H73L74 26V24H76V23H74V22H76V19L78 18ZM117 15V14H116ZM2 16H3V14L1 15V20H2ZM13 16V15H12ZM16 16V15H15ZM17 16V17H18ZM22 16V17H23ZM33 16V15H32ZM6 17V15H4V18ZM10 17V16H9ZM14 17V16H13ZM12 17V18H13ZM17 17H15V18H17ZM25 17H26V15H25ZM29 17V16H28ZM27 17V18H28ZM62 17V16H61ZM60 17V18H61ZM34 18V17H33ZM85 18V19H86ZM11 19V18H10ZM18 19V18H17ZM17 19H13V21H10V20H8V21H10V22H14V20L16 21ZM21 18H19V20H20ZM24 19V18H23ZM84 19V20H85ZM110 19H111V16H110ZM153 19V20H152ZM0 20V21H1ZM59 20V19H58ZM67 21H68V19H66ZM79 20V19H78ZM3 21V20H2ZM24 21H25V19H24ZM23 21V25H24V23L26 24V22H24ZM28 21V20H27ZM36 21V20H35ZM64 21V20H63ZM7 22V21H6ZM10 22H8V25H9V23ZM22 22V21H21ZM31 22V21H30ZM52 22V21H51ZM54 22V21H53ZM69 22H66L65 21V23L62 25V27L64 26L65 27V29H66V25L69 23ZM79 22V21H78ZM77 22V23H78ZM29 23V22H28ZM48 23V22H47ZM50 23V22H49ZM59 23V22H58ZM69 23V24H70ZM30 24V23H29ZM32 24V23H31ZM40 24V23H39ZM39 24H37V25H39ZM53 24V23H52ZM52 24H50V26L52 25ZM55 24H57V22L55 23ZM72 24V23H71ZM70 24V25H71ZM0 25H2L1 23H0ZM4 25V24H3ZM7 25V24H6ZM11 25H13V24H11ZM17 25H18V21H17ZM19 25H20V23H19ZM28 25V24H27ZM26 25V26H27ZM59 25V24H58ZM10 26V25H9ZM125 26V27H124ZM0 27H3L4 28V30L6 29L5 28V26H0ZM22 27V26H21ZM39 27V26H38ZM42 27V26H41ZM40 27V28H41ZM67 27H68V25H67ZM147 27H152L153 29H154V31H155V35L153 36V37H151V39L148 41V40H146V38L144 37V34L142 33V31L144 30V29H146ZM2 28V29H3ZM9 28V27H8ZM8 28H7V30H6V33H7V31H8ZM11 28H12V26H11ZM17 28V27H16ZM37 28V27H36ZM69 28V27H68ZM128 28V29H127ZM129 28H131L132 29V32H129L128 30H129ZM15 29V28H14ZM20 29V28H19ZM18 29V30H19ZM47 29V28H46ZM52 29V28H51ZM63 30H65L64 28H62ZM13 29H11V31H12ZM49 30V29H48ZM78 30V29H77ZM16 31V30H15ZM54 31V30H53ZM60 31H62V30H59L58 31V33H57V35H58V39L56 38H53L54 39V41L50 38V40L51 41H53V42H50V44L51 43H53L54 44V47H53V49H52V45L53 44H51V49H50V47H49V49L50 50H52V52H50L51 54H52V56L54 57H57V58H55V59H58V57L59 58H61V55H63L64 54V52L60 49V47H61V45H59V47L57 46V44H59L60 42V39H65L64 38V36L66 37V35L68 36V34H64L65 32L67 33V31H62L61 33H60ZM88 31V30H87ZM51 32V31H50ZM49 32V33H50ZM56 32V31H55ZM69 32V31H68ZM71 33H72V30H71ZM1 34H2V32H1ZM13 34V33H12ZM37 34V33H36ZM35 34V35H36ZM55 34V33H54ZM253 34H255L256 35V38H254L253 37ZM6 35V34H5ZM48 35V34H47ZM47 35H43L44 37H46ZM53 35V34H52ZM52 35H51V37H52ZM8 34H7V40H8ZM32 36V35H31ZM37 36V35H36ZM55 36H56V34H55ZM54 36V37H55ZM172 36V38L174 39V41H175V43H176V45L178 46V47H180L181 49H182V52L180 53V54H176L174 51H172V49H171V47H170V40H169V37H171ZM2 37V36H1ZM13 37V36H12ZM38 37V36H37ZM50 37V36H49ZM70 37H71V34H70ZM14 38V37H13ZM23 38V37H22ZM60 38V39H59ZM68 38V37H67ZM67 38H66V40H67ZM72 38V37H71ZM2 39H4V38H2ZM16 39V38H15ZM33 39H34V37H33ZM46 39H47V37H46ZM210 39H212L214 42H213V44H210ZM11 40V39H10ZM14 40V39H13ZM66 40H65V42H66ZM24 41H25V39H24ZM48 41V40H47ZM69 41V40H68ZM67 41V42H68ZM79 41V40H78ZM82 41H83V39H82ZM21 42H22V40H21ZM63 42L64 41H61V44H63ZM86 42V41H85ZM12 43H13V41L11 42V45H12ZM20 43V42H19ZM82 43H84V41L82 42ZM88 43V42H87ZM3 44H5V43H3ZM18 44V43H17ZM86 44V43H85ZM20 45V44H19ZM47 45H48V43H47ZM77 45H79V44H77ZM7 46V45H6ZM10 46V45H9ZM24 46V45H23ZM22 46V47H23ZM66 46V45H65ZM74 46V45H73ZM72 46V47H73ZM80 46H82V47H84V44L83 45H80ZM89 46V45H88ZM26 47V46H25ZM9 48V47H8ZM11 48H12V46H11ZM24 48V47H23ZM27 48V47H26ZM41 48V47H40ZM16 49V48H15ZM63 49V48H62ZM73 49H74V47H73ZM76 49V48H75ZM24 50V49H23ZM26 50V49H25ZM72 50V49H71ZM18 51V50H17ZM36 51V50H35ZM68 51V50H67ZM85 51V50H84ZM3 52H4V50H3ZM6 52V51H5ZM8 52V51H7ZM10 52V51H9ZM15 53H16V51H14ZM41 52V51H40ZM42 52H44V51H42ZM46 52V51H45ZM44 52V53H45ZM70 52V51H69ZM72 52V51H71ZM68 53V54H70L69 56L68 55H66V57L68 56V59L69 60H72V59H70V58H73L74 59V56L76 55V54H74V56H72V57H70L73 53ZM76 53H77V51H75ZM90 52V51H89ZM22 52H21V49H20V54H21ZM23 53H24V51H23ZM47 53V52H46ZM45 53V54H46ZM14 54V53H13ZM20 54H18L19 56H20ZM44 54V55H45ZM83 54V53H82ZM81 54V55H82ZM90 53H88V55H89ZM5 55V54H4ZM17 55V56H18ZM38 55V54H37ZM80 55V54H79ZM79 55H77V56H79ZM85 55H87V53H85ZM92 55V54H91ZM0 56H1V54H0ZM40 56H42L41 54H40ZM46 56V55H45ZM65 56V55H64ZM153 56V55H152ZM3 57V56H2ZM70 57V58H69ZM81 58H82V56H80ZM85 57H87V56H85ZM91 57V56H90ZM148 57V56H147ZM154 57V56H153ZM167 57V56H166ZM43 58H44V56H43ZM49 58V57H48ZM47 58V59H48ZM76 58V57H75ZM79 58V57H78ZM81 58H80V60H81ZM83 58H84V55H83ZM82 58V59H83ZM92 58V57H91ZM90 58V59H91ZM94 58V57H93ZM152 58V57H151ZM42 59V58H41ZM53 59V58H52ZM54 59V60H55ZM68 59H67V61H68ZM77 59V58H76ZM85 59V58H84ZM86 59H88V58H86ZM146 59V60H145ZM36 60H38V59H36ZM60 60V59H59ZM89 60V59H88ZM172 60V61H173ZM39 61V60H38ZM66 61V62H67ZM96 62H97V60H95ZM100 61V60H99ZM171 61V60H170ZM20 62V61H19ZM42 62V61H41ZM58 62V61H57ZM65 62V61H64ZM78 62V61H77ZM83 62H85V61H83ZM82 62V63H83ZM96 62H95V64H96ZM103 62V61H102ZM185 62V61H184ZM22 63V62H21ZM69 63V62H68ZM88 63V62H87ZM101 63V62H100ZM175 63V62H174ZM177 63H176V66H177ZM251 63H252V66H251ZM255 63V64H254ZM37 64V63H36ZM62 64V63H61ZM65 64H67V63H65ZM71 64H72V62H71ZM70 64V65H71ZM74 64V63H73ZM78 64V63H77ZM80 64V63H79ZM98 64H99V62H98ZM102 64V63H101ZM101 64H99V65H101ZM153 64V63H152ZM1 65V64H0ZM42 65V64H41ZM47 65V64H46ZM60 65V64H59ZM89 65V64H88ZM103 65H102V67H103ZM179 65V64H178ZM181 65V64H180ZM191 65V64H190ZM256 65V66H255ZM50 66V65H49ZM53 66V65H52ZM81 66H82V64H81ZM80 66V67H81ZM172 66V65H171ZM16 67H18V64L16 65ZM68 67V66H67ZM69 67H71V66H69ZM74 67H76V66H74ZM79 67V66H78ZM86 67V66H85ZM96 67V66H95ZM106 67V68H107ZM150 67V66H149ZM152 67V66H151ZM194 68V69H198V68ZM1 68V67H0ZM4 68V67H3ZM42 68V67H41ZM52 68V67H51ZM56 67H54V69H55ZM60 68V67H59ZM77 68V67H76ZM94 68V67H93ZM101 68V67H100ZM99 68V69H100ZM107 68V69H108ZM176 67H174V69H175ZM186 68V67H185ZM190 68H192V67H190ZM192 68V69H193ZM12 69V68H11ZM15 69H17V68H15ZM67 69V68H66ZM71 69V68H70ZM72 69H73V66H72ZM87 69V68H86ZM98 69V70H99ZM102 70H103V68H101ZM189 69V68H188ZM193 69V70H194ZM14 70V69H13ZM19 70V69H18ZM20 70H22V69H20ZM41 70V69H40ZM48 70V69H47ZM46 70V71H47ZM58 70V69H57ZM56 70V71H57ZM74 71H76V73H77V70H79L78 68H77V70L76 69H73ZM82 70V69H81ZM94 70V69H93ZM92 70V71H93ZM106 70V69H105ZM148 70H150L149 68H148ZM147 70V71H148ZM181 70V69H180ZM200 70H202V68H200L199 69V71ZM1 71V70H0ZM55 71V70H54ZM67 71H69V70H67ZM71 72L70 73H72L73 71L72 70H70ZM96 71V70H95ZM181 71H183V70H181ZM9 72V71H8ZM21 72V71H20ZM27 72V71H26ZM42 72V71H41ZM102 72V71H101ZM149 72V71H148ZM154 72V71H153ZM178 71H176V73H177ZM188 72V71H187ZM201 72V71H200ZM1 73V72H0ZM11 73V72H10ZM18 73H19V71H18ZM22 73V72H21ZM43 73V72H42ZM45 73H47V72H45ZM45 73H43V74H45ZM50 73V71L48 72V74ZM58 73V72H57ZM64 73H65V71H64ZM69 73V72H68ZM76 73H74V74H76ZM78 73H81V71L80 72H78ZM99 73V72H98ZM108 73V72H107ZM145 73V72H144ZM151 73V72H150ZM149 73V74H150ZM183 73H184V71H183ZM193 73V72H192ZM204 73V74H203ZM13 74V73H12ZM28 75H30L29 74V72L27 73ZM26 74V75H27ZM101 74V73H100ZM104 74H106V72L104 73ZM103 74V75H104ZM143 74V73H142ZM148 74V73H147ZM179 74H181V73H179ZM187 74H190V72H188ZM15 75V74H14ZM59 75V74H58ZM64 75V74H63ZM62 75V76H63ZM68 75V74H67ZM88 74H86V78H89L88 76H87ZM109 75H104L105 76V78L108 80V76ZM152 75H155V73L154 74H152ZM184 75V74H183ZM195 75H196V73H195ZM6 76V75H5ZM13 76V75H12ZM51 76H52V74H51ZM50 76V77H51ZM53 76H55V75H53ZM75 76H80V74L79 75H75ZM81 76H82V73H81ZM85 76V75H84ZM92 76H94V75H92ZM103 76V77H104ZM16 77V76H15ZM26 77V76H25ZM28 77H30V76H28ZM27 77V78H28ZM57 77V76H56ZM71 77V76H70ZM69 77V78H70ZM74 76H72L71 78H73ZM83 77V76H82ZM100 77V76H99ZM102 77V76H101ZM108 77V78H107ZM110 77V78H111ZM3 78H5V77H3ZM18 78V77H17ZM20 78V77H19ZM53 78V77H52ZM66 78H67V76H66ZM85 78V77H84ZM109 78V79H110ZM151 78V77H150ZM149 78V79H150ZM158 78V77H157ZM9 79H12V78H9ZM15 79V78H14ZM21 79V78H20ZM63 79V77L61 78V80ZM74 79V78H73ZM73 79H70V80H72V82L73 81H75L76 82V80H73ZM75 79H78L77 77H75ZM83 79V78H82ZM90 79V78H89ZM99 79V78H98ZM102 79V78H101ZM104 79V78H103ZM152 79V78H151ZM150 79V80H151ZM154 79V78H153ZM27 80H29V79H27ZM33 80V79H32ZM40 80V79H39ZM55 80V79H54ZM58 80V79H57ZM65 80V79H64ZM80 80V79H79ZM78 80V81H79ZM91 80H93V79H91ZM95 80V79H94ZM93 80V81H94ZM111 80V79H110ZM150 80H146L147 81V83H150ZM172 80V79H171ZM181 80V79H180ZM6 81H8V80H6ZM21 81H24V80H21ZM52 81V80H51ZM56 81V80H55ZM54 81V82H55ZM76 82V84L78 83V84H80V82ZM81 81V80H80ZM83 81V80H82ZM82 81H81V83H82ZM84 81H87V80H84ZM96 81V80H95ZM102 81V80H101ZM106 81V80H105ZM160 81V80H159ZM11 82V81H10ZM13 82V81H12ZM57 82V81H56ZM75 82H73V83H75ZM88 82V81H87ZM87 82H85L86 84H87ZM108 82H109V80H108ZM107 82V83H108ZM109 82V83H110ZM9 83V82H8ZM7 83V84H8ZM38 83V82H37ZM59 83V82H58ZM88 83H90V80H89V82ZM91 83H92V81H91ZM90 83V84H91ZM96 83V82H95ZM108 83V86L110 85ZM152 83V82H151ZM162 83V82H161ZM163 83H164V81H163ZM162 83V84H163ZM167 83V82H166ZM196 83V84H195ZM6 84V83H5ZM17 84H18V82H17ZM27 84V83H26ZM25 84V85H26ZM51 84V83H50ZM55 84V83H54ZM61 84H62V82H61ZM83 84V83H82ZM89 84V85H90ZM99 85H101L100 83H98ZM97 84V85H98ZM154 84V83H153ZM158 84V83H157ZM33 85H34V83H33ZM52 85V84H51ZM58 85V84H57ZM64 85V84H63ZM68 85V84H67ZM146 85V84H145ZM167 85V84H166ZM189 85V84H188ZM10 86V85H9ZM55 86V85H54ZM84 86H86V85H84ZM84 86H80V87H82V89L81 88H79V90H78V92L79 93H81L80 91H82V90H84L85 91V89L84 88H86V87H84ZM90 86H92V85H90ZM94 86V85H93ZM96 86V85H95ZM103 86H104V84H103ZM111 86V85H110ZM109 86V87H110ZM150 86V85H149ZM168 86V85H167ZM166 86V88L165 87H163V90H162V88L161 89H158V90H162V92H164V89H165V92H167V94L169 95V96H171V97H174L175 95H177L179 92L177 91V89L176 88H174V87H172L171 85H170V87H167ZM191 86V85H190ZM66 87V86H65ZM78 87V86H77ZM53 88V87H52ZM61 88V87H60ZM70 88V87H69ZM76 90L78 89V88H76V86L74 87ZM99 88V87H98ZM108 88V87H107ZM112 88H109V89H112ZM56 89V88H55ZM55 89L53 90V91H55ZM81 89V90H80ZM101 89H102V87H101ZM106 89V88H105ZM109 89H107L108 91H110ZM61 89H59V91H60ZM73 90V89H72ZM76 90H74V91H76ZM88 90V92L89 93H92V92H90V91H93L92 90V88L90 89V87H89V89H88V87L86 88V91ZM90 90V91H89ZM95 90H97V89H95ZM107 90H105L104 91V93H103V90H100V91H102L101 93H103L102 95H106L105 93L107 92ZM2 91V90H1ZM66 91V90H65ZM69 91V90H68ZM84 91H83V93H84ZM110 91V92H111ZM56 93H57V90L55 91ZM70 92V91H69ZM109 92V93H110ZM2 93V92H1ZM65 93V92H64ZM64 93H62V94H64ZM85 93H87V92H85ZM98 93V92H97ZM97 93H95V95L94 96H96V98L97 97H99V94H97ZM112 93V94H113ZM127 93V94H126ZM160 93V92H159ZM4 94V93H3ZM37 94V93H36ZM58 94H60V93H58ZM71 94V93H70ZM108 94V93H107ZM0 95H2V94H0ZM8 95V94H7ZM44 95H46L45 93H44ZM75 95V94H74ZM87 96L89 95L90 96V94H86ZM85 94H84V96H86ZM98 95V96H97ZM101 95V96H102ZM111 95V94H110ZM164 95V94H163ZM4 96V95H3ZM68 96H70V95H68ZM107 97H103L102 96V99L103 98H109L110 96L109 95H106ZM109 96V97H108ZM5 97V96H4ZM47 97H48V95H47ZM46 97V98H47ZM65 97V96H64ZM71 97H73V96H71ZM71 97H69V98H71ZM91 98H89V97H86L87 98V100H88V98L89 99H92V100H94L93 98H92V96H90ZM111 97H113V98H111ZM110 98L111 99H115L116 97L115 96H111ZM115 97V98H114ZM1 98H2V96H1ZM1 98H0V105L2 104V101H4L3 99L1 100ZM41 98V97H40ZM51 98H53V97H51ZM50 98V99H51ZM68 98V97H67ZM68 98V99H69ZM5 99H6V97H5ZM83 99H85V98H83ZM117 99L115 100V101H117ZM33 100V99H32ZM47 100V99H46ZM45 100V101H46ZM103 100H105V99H103ZM103 100H101V101H103ZM113 100H111L112 102H115V101H113ZM119 100V99H118ZM205 100V99H204ZM28 101H29V99H28ZM34 101V100H33ZM41 101H43V100H41ZM67 101V100H66ZM75 101V100H74ZM86 101V100H85ZM95 101V100H94ZM100 101V102H101ZM107 101H108V103H106V100L104 101L105 102V106H107V104H109V102H110V99H107ZM159 101V100H158ZM36 102H37V100H36ZM100 102H98V104L100 103ZM128 102V103H129ZM4 103V102H3ZM25 103V102H24ZM33 103V102H32ZM88 103H89V101H88ZM93 103V102H92ZM102 103V102H101ZM101 103H100V105H101ZM155 102H153V101H145L144 103H143V105H142V107H141V109H140V113L138 114V117H137V122H138V124L141 126V127H145L146 129H149V130H152V131H154V129L155 128H157V127H159V126H162L163 125V121L161 120V118H159V116H160V113H163V112H165V113H169V114H172V115H174V113H175V111L176 110H183L184 109V106L182 105V104H180V103H178V102H175V101H164V102H162V107H163V112L162 111H160L159 110V108H161L162 109V107H160L159 106V108H157V106H155V104H154ZM196 106H195V113H197L198 115L199 114H201V117L202 116H206V115H208V117L207 118H209L210 117V119H206V121L207 120H209V122L213 119H216V118H218V121H220V123H222L221 121L222 120H224V122H225V124L227 125V123H229V121H233V120H230V118L228 119V117L230 116V115H228V117L227 116H225V118L227 117V120L228 121H226V119H224V118H222L221 117V115H219V117H217L214 113H212V112H214L215 110H211V109H209V110H211V112L209 111V110H207L208 109V107H209V104H208V101L207 100H205V101H203V100H201V99H199V98H196ZM36 104V103H35ZM90 104V103H89ZM102 104H104V103H102ZM113 104V103H112ZM112 104H110V105H112ZM115 104V103H114ZM117 104V103H116ZM2 105H4V104H2ZM41 105V104H40ZM94 105H95V103H94ZM109 105V106H110ZM130 105V104H129ZM219 105V104H218ZM32 106V105H31ZM104 106V107H105ZM129 107H131V106H129ZM213 107V106H212ZM221 107V106H220ZM4 108V107H3ZM40 108V107H39ZM238 108H236V109H238ZM2 109V108H1ZM27 109V108H26ZM129 109V108H128ZM134 110V109H133ZM239 110V109H238ZM241 110H240V112H241ZM4 111V110H3ZM131 111H132V108H131ZM218 111V110H217ZM222 111V110H221ZM229 111V110H228ZM232 111H233V109H232ZM1 112H2V110H1ZM22 112V111H21ZM209 112V113H208ZM219 112H220V110H219ZM231 112V111H230ZM236 112V111H235ZM232 113V112H231ZM230 113V114H231ZM239 113V112H238ZM249 113H246V114H249ZM26 114V113H25ZM131 114V113H130ZM203 114V115H202ZM219 114V113H218ZM235 114H237V113H235ZM245 114V115H246ZM29 115H31V114H29ZM115 115V114H114ZM177 115H179L178 113H177ZM233 115H234V112H233ZM237 115H239V114H237ZM236 115V116H237ZM244 115V114H243ZM251 115V116H252ZM23 116V115H22ZM34 116V115H33ZM36 116V115H35ZM204 116V117H205ZM224 116V115H223ZM235 116V115H234ZM250 116V117H251ZM2 117V116H1ZM24 117V116H23ZM100 117V116H99ZM240 117V116H239ZM247 117L248 118H250L248 115H247ZM31 118V117H30ZM32 118H34V117H32ZM197 118H200V117H197ZM197 118H195V119H197ZM235 118V117H234ZM241 118V117H240ZM239 118V120H241ZM243 118V117H242ZM253 118V117H252ZM10 119V118H9ZM24 119V118H23ZM22 119V120H23ZM46 119V118H45ZM64 119V118H63ZM201 119V118H200ZM220 119V120H219ZM231 119H232V117H231ZM253 119H255V118H253ZM32 120V119H31ZM35 120H36V118H35ZM47 120V119H46ZM62 120V119H61ZM121 121H123L124 119L122 118V119H120ZM238 120V119H237ZM238 120V121H239ZM8 121V120H7ZM24 121H27V120H24ZM30 121V120H29ZM38 121V120H37ZM45 121V120H44ZM68 121V120H67ZM125 121H126V119H125ZM128 121V120H127ZM126 121V122H127ZM199 121V120H198ZM205 121V119L203 118V122ZM205 121V122H206ZM215 121V120H214ZM218 121H217V123H218ZM234 121H235V119H234ZM255 122H256V120H254ZM28 122V121H27ZM34 121H32L31 123H33ZM227 122V123H226ZM30 123V122H29ZM36 124H37V122H35ZM41 123V122H40ZM43 123V122H42ZM67 123V122H66ZM106 123V122H105ZM207 123H208V121H207ZM211 123H214V122H211ZM211 123H208L209 125L211 124ZM216 123V122H215ZM214 123V125L213 124H211V125H213V126H215L216 124ZM220 123H218L219 125H221L222 126V124H220ZM231 123V122H230ZM230 123L228 124L229 126H231L230 125ZM239 123V122H238ZM241 123V122H240ZM253 124H255L254 122H252ZM1 124V123H0ZM72 124V123H71ZM71 124H70V126H71ZM116 124H117V122H116ZM115 124V125H116ZM122 124V123H121ZM199 124H201V123H199ZM203 124V123H202ZM216 125L217 127H215L216 129L219 127V125ZM30 125V124H29ZM66 125V124H65ZM67 125H69V124H67ZM66 125V126H67ZM107 125V124H106ZM115 125H113L114 127H115ZM130 125V124H129ZM206 125V124H205ZM224 125V124H223ZM233 125H234V123H233ZM242 125V124H241ZM120 126H122V125H120ZM237 126V125H236ZM257 127H258V125H256ZM255 126V127H256ZM260 126H262V125H260ZM37 127V126H36ZM60 127V126H59ZM64 127V126H63ZM72 127V126H71ZM118 127V126H117ZM207 127V126H206ZM210 127V126H209ZM223 127V126H222ZM222 127H221V129H222ZM225 128H227L226 126H224ZM232 127V126H231ZM235 127V126H234ZM119 128V127H118ZM117 128V129H118ZM129 128V127H128ZM205 128V127H204ZM203 128V131L204 130H206V129H204ZM220 128V127H219ZM262 128L264 129V127L262 126ZM8 129V128H7ZM36 129V128H35ZM47 129V128H46ZM67 129V128H66ZM126 129V128H125ZM202 129V128H201ZM210 129H211V127H210ZM224 129V128H223ZM229 129V128H228ZM235 129H237V128H235ZM242 129V128H241ZM240 129V130H241ZM1 130V129H0ZM3 130V129H2ZM51 130V129H50ZM106 130V129H105ZM132 130V129H131ZM199 130V129H198ZM218 130V129H217ZM217 130H214V131H216L215 133L213 132V129L211 130V131H209V129H207L206 131H209V133H207V132H203L205 135H208L209 137L208 138H213L212 140H215L216 139V135H217ZM232 130V129H231ZM233 130H234V128H233ZM238 130H239V127H238ZM248 130H250V129H248ZM252 130V129H251ZM259 130V129H258ZM39 131V130H38ZM37 131V132H38ZM57 131H59V130H57ZM62 131V130H61ZM224 131V130H223ZM237 131V130H236ZM236 131H235V133H236ZM243 131V130H242ZM41 132V131H40ZM48 132V131H47ZM70 132V131H69ZM210 132H212L211 134H210ZM219 132H220V130H219ZM226 132H227V130H226ZM229 132V131H228ZM244 132V131H243ZM257 132V131H256ZM255 132V134L257 135V134H260L261 136L260 137H263L262 136V134L261 133H263V130H262V132L259 130V133L257 132L256 133ZM73 133V132H72ZM125 133V132H124ZM230 133V132H229ZM235 133H234V135H235ZM238 133V132H237ZM2 134V133H1ZM9 134H10V132H9ZM40 134V133H39ZM59 134H62V133H60L59 132ZM114 134V133H113ZM131 133H129V135H130ZM134 134V133H133ZM132 134V135H133ZM219 135L221 134V133H218ZM224 134V133H223ZM250 134V133H249ZM13 135V134H12ZM178 135V134H177ZM211 135H215V136H211ZM226 135V134H225ZM229 135V134H228ZM232 135V134H231ZM230 135V136H231ZM233 135V136H234ZM237 135V134H236ZM235 135V136H236ZM251 135V134H250ZM254 135V134H253ZM77 136V135H76ZM79 136V135H78ZM131 136V135H130ZM134 136V135H133ZM2 137V136H1ZM8 137V136H7ZM20 137V136H19ZM132 137V136H131ZM136 137V136H135ZM135 137H132V139L134 138L135 139ZM138 137H140L139 135H138ZM215 137V138H214ZM219 137H221V135L220 136H218L217 138L218 139H216L215 141L217 142V140H220V138ZM232 137V136H231ZM243 137H245V135L243 136ZM247 137H248V135H247ZM247 137H246V139H247ZM253 137V136H252ZM255 137V136H254ZM9 138V137H8ZM137 138V137H136ZM230 138V137H229ZM235 138V137H234ZM256 139H258L259 138V135H257L256 137H255ZM264 138V137H263ZM1 139V138H0ZM4 139V138H3ZM71 139V138H70ZM72 139H74V138H72ZM71 139V140H72ZM86 139H88V138H86ZM134 139H133V142H134ZM224 139V138H223ZM223 139H221L220 140V142H222L223 144L224 143H226L227 141L226 140H228L227 139V137H226V139L224 140V142H223ZM241 139V138H240ZM245 139V140H246ZM253 139V138H252ZM251 137H250V139H248V142L250 141V143H251ZM256 139H253V144L252 145H254L256 142H257V140ZM260 139V138H259ZM5 140V139H4ZM75 140H77V139H75ZM84 140V139H83ZM90 140H94V139H90ZM90 140H88V141H90ZM137 140V139H136ZM151 140V139H150ZM234 140V139H233ZM237 140H239V139H237ZM243 140H244V138H243ZM254 140H256V141H254ZM2 141V140H1ZM19 141V140H18ZM115 141V140H114ZM152 141V140H151ZM247 141V140H246ZM262 141V142H261ZM3 142V141H2ZM23 142V141H22ZM110 142H112V141H110ZM117 143H119L118 141H116ZM125 142V141H124ZM127 142H129V141H127ZM131 142H132V140H131ZM157 142V141H156ZM229 142V141H228ZM234 142H236L235 140L233 141V143ZM242 142V141H241ZM240 142V143H241ZM255 142V143H254ZM258 142H260V144L259 143H256V147H257V151L256 150H254L255 149V146H254V149H252V146L250 145V144H244L245 146H247V145H249V147L251 146V149L252 150H254V151H256V152H260L261 154L260 155H263L262 154V152H264L263 151V149H264V145H263V149H262V146H260L261 147V150H262V152H261V150L260 151H258V149H259V146L258 145H262L261 143H263L264 142V140L262 139H260V141L258 140ZM6 143V145H11L12 144V142L10 143V142H8L7 143V141L5 142ZM5 143H4V145H5ZM10 143V144H9ZM19 143V142H18ZM26 143V142H25ZM24 143V144H25ZM44 143H45V141H44ZM83 143V142H82ZM94 143V142H93ZM116 143V144H117ZM237 143V142H236ZM81 144V143H80ZM98 144H100V143H98ZM111 144V143H110ZM109 144V145H110ZM113 144V143H112ZM125 145H126V143H124ZM124 144L122 143V145H123V147H124ZM153 144V143H152ZM154 144H155V142H154ZM221 144V143H220ZM227 144H229V143H227ZM242 144V143H241ZM258 144V145H257ZM1 145H2V143L0 142V147H1ZM20 145H22V144H20ZM19 145V146H20ZM89 145V144H88ZM114 145V144H113ZM129 150H130V152H131V154L132 153H134V154H136L137 156H135V160H133L134 158H132V163H134L133 165H131V166H129V167H131V176L130 177H132L133 178V181L132 182H135L134 181V179L136 180V179H143V178H146V181H145V179H144V182L146 183V184H143V185H145L146 187H145V189L144 188H142V189H144V190H146L147 189V191H144V193L145 192H148V193H146V194H148V198L150 199L151 197L153 198V196L154 195H158L159 194V196H160V189H158V188H160V185H159V187H158V184H159V182H157V180H158V178H157V180L156 179H153L154 178V176H151L150 175V172H151V169H153L154 170V168H155V166H159L160 164H161V162H159V157H157V156H155L154 155V153L156 152V151H154V153H153V150H154V147L152 146V145H150V143L145 139V138H141V139H138L137 141H135L134 143H129ZM230 145V144H229ZM228 145V146H229ZM236 145H238V144H236ZM240 145V144H239ZM238 145V146H239ZM243 145V144H242ZM3 146V145H2ZM12 147H13V145H11ZM92 146V145H91ZM94 146V145H93ZM102 146V145H101ZM152 146V147H151ZM233 146V145H232ZM245 146H242V149H244V147ZM12 147H11V149H12ZM24 147V146H23ZM230 147V146H229ZM231 148V147H230ZM1 149H2V147H1ZM0 149V150H1ZM28 149H29V146H28ZM84 149H85V147H84ZM96 149H98V147L96 146ZM95 149V150H96ZM99 149H100V146H99ZM110 149H111V147H110ZM125 149H126V146H125ZM153 149V150H152ZM227 149H228V147H227ZM3 150V149H2ZM5 150V149H4ZM4 150H3V152H4ZM26 150V149H25ZM31 150V149H30ZM57 150V149H56ZM126 150H128V149H126ZM125 150V151H126ZM233 150V149H232ZM237 150H239V149H237ZM236 150V151H237ZM241 150V149H240ZM246 150V149H245ZM12 151H14V150H12ZM54 151V150H53ZM100 151V150H99ZM105 151V150H104ZM250 151V150H249ZM248 151V152H249ZM253 151V152H254ZM3 152H0L1 154L3 153ZM7 152V151H6ZM15 152V151H14ZM18 152V151H17ZM24 152H26V151H24ZM28 152H31V151H28ZM33 152H35V151H33ZM107 152V151H106ZM129 151L127 152V154L128 153H130ZM159 152V151H158ZM162 152V151H161ZM160 152V153H161ZM241 152V151H240ZM246 152H247V150H246ZM252 152V151H251ZM251 152L250 153H248V154H251ZM8 153V152H7ZM6 153V154H7ZM11 153V152H10ZM21 153H23V152H21ZM91 153H92V151H91ZM103 153V152H102ZM218 153H220V152H218ZM3 154H5V153H3ZM5 154V155H6ZM18 154V153H17ZM26 154V153H25ZM28 154H30V153H28ZM39 154V153H38ZM56 154V153H55ZM95 154V153H94ZM100 154V153H99ZM134 154H132V156L134 155ZM158 154V153H157ZM221 154V153H220ZM219 154V155H220ZM228 154V153H227ZM240 154H242V153H240ZM244 154V153H243ZM247 154V155H248ZM254 154V153H253ZM253 154L252 155H250L251 157L250 158H252V157H254L253 156ZM256 154V153H255ZM8 155V154H7ZM6 155V157H8ZM10 155V154H9ZM12 155V154H11ZM32 155V154H31ZM36 155V154H35ZM59 156V154L57 153L56 154V156ZM61 155V154H60ZM103 155V154H102ZM105 155V154H104ZM130 155V154H129ZM164 155V154H163ZM259 155V156H260ZM1 156V155H0ZM27 156V155H26ZM41 156V155H40ZM92 156V155H91ZM97 156H99V155H97ZM131 156V155H130ZM129 156V157H130ZM171 156V155H170ZM221 156V155H220ZM243 156V155H242ZM245 156V155H244ZM258 156V154L257 155H255V158H257V157H259ZM5 157V156H4ZM10 157V156H9ZM8 157V158H9ZM13 157V156H12ZM29 157H31L30 155H29ZM34 157V156H33ZM44 157V156H43ZM233 157V156H232ZM263 157H264V155H263ZM14 158V157H13ZM18 158H20V157H18ZM24 158H25V156H24ZM35 158V157H34ZM40 158V157H39ZM46 158V157H45ZM48 158H50V157H48ZM83 158V157H82ZM100 158V157H99ZM126 158H128V157H126ZM158 158V159H157ZM259 158H262V157H259ZM1 159V158H0ZM3 159H5V158H3ZM2 159V161H4ZM23 159V157L21 158V160ZM26 159H27V157H26ZM81 159V158H80ZM229 159V158H228ZM254 159V158H253ZM264 159V158H263ZM263 159L261 160V162L263 161ZM5 160H7V162H8V159L6 158ZM11 160H14V159H11ZM16 160H19V159H16ZM21 160L17 163V164H19L20 162H21ZM30 160H31V158H30ZM36 160V159H35ZM46 160H49V159H47L46 158ZM85 160H87V159H85ZM93 160V159H92ZM103 160V159H102ZM106 160H107V158H106ZM110 160V159H109ZM130 160V159H129ZM224 160V159H223ZM256 160V159H255ZM22 161H24V160H22ZM41 161V160H40ZM164 161H166V159L164 160ZM163 161V162H164ZM170 161V160H169ZM228 161V160H227ZM259 161V159L257 160V162ZM13 162V161H12ZM17 162V161H16ZM25 162V161H24ZM24 162L22 163V165L24 164ZM99 162H100V160H99ZM108 162V161H107ZM166 162H168V160L166 161ZM229 162V161H228ZM9 163H11V162H9ZM26 163V162H25ZM27 163H29V161L27 162ZM35 163H36V161H35ZM40 163V162H39ZM112 163H113V160H112ZM165 163V162H164ZM164 163H162V164H164ZM240 163V162H239ZM259 163V162H258ZM30 164V163H29ZM29 164H25V167H26V165H29ZM43 164H45L46 165V162L45 163H43ZM52 164V163H51ZM129 164H131V163H129ZM161 164V165H162ZM166 164V163H165ZM250 164V163H249ZM13 165H15V164H13ZM20 166H22L21 164H19ZM18 165V166H19ZM31 165V164H30ZM38 165V164H37ZM48 165V164H47ZM53 165H54V163H53ZM57 165V164H56ZM168 166H169V164H167ZM33 168L32 169H34V168H36V167H34V165H31ZM31 166H29V167H31ZM41 166V165H40ZM57 166H59V164L57 165ZM94 166V165H93ZM99 166V165H98ZM116 166V165H115ZM174 166V165H173ZM15 167V166H14ZM17 167V166H16ZM15 167V168H16ZM41 167H43V166H41ZM40 167V168H41ZM51 167V166H50ZM56 167V166H55ZM54 167V168H55ZM154 167V168H153ZM161 167H163V166H161ZM161 167H159L160 168V170H158L159 172L161 171V170H163ZM170 167V166H169ZM168 167V168H169ZM175 167H177V166H175ZM179 167V166H178ZM21 168V167H20ZM20 168H18V169H20ZM49 168V167H48ZM90 168V167H89ZM93 168V167H92ZM164 170H166V166H164ZM167 168V170H170V169H168ZM31 169V168H30ZM29 168H28V170H30ZM38 169V168H37ZM55 169H57V168H55ZM156 169V168H155ZM158 169V168H157ZM178 169V168H177ZM25 170V169H24ZM23 170V167H22V170L21 171H24ZM26 170H27V168H26ZM26 170L24 171V173H26ZM28 170H27V172H28ZM40 169H38V171H39ZM53 170V169H52ZM167 170H166V172H167ZM183 169H181V171H182ZM45 170H43V171H39V172H44ZM48 171V170H47ZM46 171V172H47ZM55 171V170H54ZM127 171H129V170H127ZM157 171V172H158ZM180 171V170H179ZM50 172V170L48 171V174H50L49 173ZM53 172V171H52ZM57 172V171H56ZM164 172V171H163ZM177 172V171H176ZM184 172V171H183ZM35 173V172H34ZM37 173V172H36ZM54 173V172H53ZM53 173L51 174L52 176H53ZM93 173V172H92ZM101 173V172H100ZM130 173V172H129ZM152 173V172H151ZM154 173V172H153ZM162 173V172H161ZM250 173V172H249ZM40 174V173H39ZM44 174V173H43ZM47 174V173H46ZM45 174V175H46ZM57 174V173H56ZM55 174V175H56ZM61 174V173H60ZM128 174V173H127ZM164 174V176H165V179H166V177L168 176V174H167V176H166V174H165V172L163 173ZM169 174H170V172H169ZM172 174V173H171ZM170 174V175H171ZM176 174V173H175ZM183 174V173H182ZM264 174V173H263ZM29 175H32V171H31V174H29ZM41 175V174H40ZM58 175V174H57ZM56 175V176H57ZM65 175V174H64ZM153 175V174H152ZM156 175H158V174H156ZM162 175V174H161ZM169 175V176H170ZM252 175V174H251ZM25 176V175H24ZM23 176V177H24ZM33 176V175H32ZM34 176H35V174H34ZM39 175H37L36 177H38ZM42 176V175H41ZM39 177V178H41L42 179V177ZM50 176V175H49ZM52 176H50L51 178H52ZM56 176H54V177H56ZM60 176V175H59ZM169 176H168V178H169ZM229 176V175H228ZM27 177V176H26ZM67 177V176H66ZM202 177V176H201ZM200 177V178H201ZM25 178V177H24ZM46 178V177H45ZM45 178H43V180L45 179ZM57 178V177H56ZM58 178H60V177H58ZM155 178H156V176H155ZM167 178V179H168ZM173 178V177H172ZM230 178V177H229ZM19 179H21V178H19ZM23 179V178H22ZM37 179V178H36ZM47 179V178H46ZM49 179V178H48ZM47 179V180H48ZM55 179V178H54ZM64 178H61V181L60 182H62V180H63ZM164 179V178H163ZM170 179V178H169ZM232 179V178H231ZM32 180H33V177H32ZM39 180V179H38ZM51 180V179H50ZM130 180V179H129ZM172 180V179H171ZM196 180V179H195ZM200 180H202V179H200ZM230 180V179H229ZM228 180V182L230 183L231 181H229ZM26 181V180H25ZM42 181V180H41ZM85 181H88L87 179L85 180ZM131 181V180H130ZM139 181V180H138ZM158 181H160V180H158ZM165 182V181H168V180H162L161 179V182H160V184L162 183V182ZM204 181H205V179H204ZM203 181V182H204ZM216 181V180H215ZM234 181V180H233ZM23 182V181H22ZM21 182V183H22ZM35 182V181H34ZM36 182H37V180H36ZM39 182V181H38ZM49 182V181H48ZM53 181L51 180V183H52ZM57 183H58V185H60L59 184V182H58V179H57V181H56ZM64 182H65V180H64ZM89 182V181H88ZM100 182V181H99ZM132 182H130L131 184H132ZM163 182V183H164ZM197 182V181H196ZM208 182V181H207ZM206 182V183H207ZM226 182H227V179H226ZM39 183H41V182H39ZM50 183V182H49ZM129 183V184H130ZM167 183V182H166ZM173 183H175V182H173ZM178 183V182H177ZM195 183V182H194ZM201 183V182H200ZM206 183L204 182L203 184H205L206 185ZM210 183V182H209ZM208 183V184H209ZM28 184V183H27ZM42 184H44V183H41V186H42ZM56 184V183H55ZM62 184H63V182H62ZM75 184H77V183H75ZM74 184V185H75ZM128 184V183H127ZM128 184V185H129ZM208 184H207V186H208ZM217 184V183H216ZM36 185V184H35ZM44 185H46V183L44 184ZM49 185V184H48ZM57 185V186H58ZM69 185V184H68ZM81 185H83V184H81ZM85 185V184H84ZM135 185V184H134ZM142 185V184H141ZM140 185V186H141ZM165 185V184H164ZM164 185H161V186H164ZM204 185V186H205ZM231 185V184H230ZM233 185V184H232ZM234 185H237V187H238V189L242 192V194L243 193H248L247 194V198L249 197L248 195L250 194V198H251V200H252V202L251 203H255L256 204V206L254 205V207H257V209H258V211H262L263 213H264V205H263V203H262V201H261V199H259V196H256L250 189H248L246 186H244V185H241V183L239 184L238 182H236V184L234 183ZM23 186V185H22ZM32 186V185H31ZM50 186V185H49ZM52 186H54V184L52 185ZM61 186V185H60ZM79 186V185H78ZM86 186H88V185H86ZM90 186V185H89ZM131 186V185H130ZM172 186V185H171ZM196 186H197V184H196ZM202 186V185H201ZM214 186V185H213ZM217 186H218V184H217ZM217 186L215 187V189L217 188ZM220 186V185H219ZM222 186V185H221ZM220 186V187H221ZM29 187V186H28ZM27 187V188H28ZM35 187V186H34ZM39 187H40V185H39ZM56 187V186H55ZM82 187V186H81ZM135 187V186H134ZM142 187H144V186H142ZM177 187V186H176ZM203 187V186H202ZM206 187V186H205ZM208 187H210V186H208ZM224 187V186H223ZM45 188H47V187H45ZM54 188V187H53ZM121 188H122V186H121ZM139 188V187H138ZM204 188V187H203ZM211 188V187H210ZM210 188H208V190H210ZM235 189H236V186L234 187ZM35 189V188H34ZM44 189V188H43ZM59 189V188H58ZM60 189H63V188H60ZM81 188L79 187V190H80ZM161 189H162V187H161ZM169 189V188H168ZM175 189V188H174ZM205 189V188H204ZM218 189V188H217ZM216 189V191H218ZM220 189V188H219ZM224 189V188H223ZM222 189V190H223ZM20 190V189H19ZM27 190V189H26ZM37 190V189H36ZM53 190V189H52ZM69 190V189H68ZM75 190V189H74ZM84 190V189H83ZM88 190V189H87ZM104 190V189H103ZM134 190H135V188H134ZM163 190H166V189H163ZM207 190V189H206ZM238 190V191H239ZM16 191H17V189H16ZM56 191V190H55ZM61 191V190H60ZM64 192H62V194L63 195H65L66 193L65 192H67V189H66V191H65V189L63 190ZM78 191V190H77ZM91 191V190H90ZM130 191V190H129ZM140 191H141V189H140ZM175 191V190H174ZM189 191V190H188ZM58 192H59V190H58ZM58 192H56V193H58ZM72 192V191H71ZM101 192H102V190H101ZM106 192V191H105ZM109 192V191H108ZM164 192V191H163ZM170 192V191H169ZM169 192H168V194H169ZM172 192V191H171ZM185 192V191H184ZM183 192V193H184ZM210 193H208V194H210V195H212L211 193H214V192H211V191H209ZM26 193V192H25ZM25 193H23V194H25ZM69 193V192H68ZM67 193V194H68ZM75 193H76V195H78L79 193L78 192H76V190H75ZM85 193V197H87L86 196V194H89V193H91V192H89V193H86V192H84ZM93 193V192H92ZM91 193V194H92ZM123 193H124V190H123ZM134 193H136V192H134ZM133 193V194H134ZM138 193V192H137ZM165 193V192H164ZM216 193V192H215ZM38 194V193H37ZM73 194V193H72ZM80 194H81V191H80ZM185 194V193H184ZM183 194V195H184ZM188 194V195H187ZM189 192H187L186 191V194L183 196L184 198H186L187 197V199L189 198V197H191L192 196V199L194 198H196V196L198 195H196L195 197L193 196V194L195 195V193H193L192 195L190 194V196H189ZM218 194V193H217ZM222 194V193H221ZM227 194V193H226ZM239 194V193H238ZM242 194H240V195H242ZM42 195V194H41ZM45 195V194H44ZM54 195V194H53ZM56 195V194H55ZM60 195V194H59ZM90 195V194H89ZM106 196H107V194H105ZM110 195V194H109ZM115 195V194H114ZM117 195H119V194H117ZM121 195H122V193H121ZM166 195V194H165ZM176 195H177V193H176ZM175 195V196H176ZM179 195V194H178ZM187 195V196H186ZM206 195V194H205ZM239 195V196H240ZM25 196V195H24ZM68 196H71V195H68ZM68 196L66 197V198H68ZM94 196L97 198V197H99L98 196V193H97V195H95L94 194ZM141 196H143L142 194H141ZM146 196V195H145ZM158 196V197H159ZM162 196H163V194H162ZM167 196V195H166ZM174 196V195H173ZM216 196V195H215ZM215 196H213V197H215ZM238 196V195H237ZM238 196V197H239ZM245 196V195H244ZM243 196V197H244ZM45 197V196H44ZM79 197V196H78ZM83 197V196H82ZM90 197V196H89ZM93 197V196H92ZM110 197V196H109ZM137 197V196H136ZM138 197H139V195H138ZM161 197V196H160ZM159 197V198H160ZM169 197V196H168ZM205 197V196H204ZM217 197H218V195H217ZM242 197V196H241ZM242 197V198H243ZM2 198V197H1ZM12 198V197H11ZM27 198V197H26ZM43 198V197H42ZM66 198H65V200H66ZM70 198V197H69ZM77 198V197H76ZM91 198V197H90ZM95 198V199H96ZM116 198H118V197H116ZM120 198V197H119ZM128 198V197H127ZM126 198V199H127ZM132 198V197H131ZM154 198H155V196H154ZM180 198H182V197H180ZM180 198L178 197L177 198V200H176V198H175V201H179L180 200ZM201 198V197H200ZM230 198H231V196H230ZM247 198H244V199H247ZM250 198H249V202H250ZM4 199V198H3ZM39 199V198H38ZM75 199V198H74ZM87 199V198H86ZM94 199V200H95ZM110 199H112V198H110ZM121 199V198H120ZM124 199V198H123ZM133 199H134V196H133ZM158 199V198H157ZM164 199V198H163ZM179 199V200H178ZM191 198H189L188 199V202H189V200H190ZM203 199V198H202ZM212 199V198H211ZM234 199H235V196H234ZM1 200V199H0ZM48 200V199H47ZM64 200V199H63ZM69 200V199H68ZM71 200V199H70ZM85 200V199H84ZM94 200H92V201H94ZM97 200V199H96ZM119 200V199H118ZM140 200V199H139ZM161 200V199H160ZM184 200V199H183ZM183 200H181V201H183ZM223 200V199H222ZM230 200V199H229ZM2 201V200H1ZM7 201V200H6ZM6 201H4V203L6 202ZM40 201H41V199H40ZM72 201V200H71ZM75 201V200H74ZM77 201H78V199H77ZM116 201H117V199H116ZM116 201H113V202H116ZM148 201V200H147ZM152 201H154V200H152ZM156 201V200H155ZM159 201V200H158ZM194 201V200H193ZM213 201V200H212ZM219 201V200H218ZM221 201V200H220ZM220 201H219V203H220ZM235 201V200H234ZM247 201V200H246ZM17 202V201H16ZM43 202V201H42ZM69 202V201H68ZM90 202V201H89ZM100 202V201H99ZM120 202V201H119ZM151 202V201H150ZM161 202V201H160ZM166 202V201H165ZM186 204L188 203L187 201H184ZM183 202V203H184ZM191 202V201H190ZM189 202V203H190ZM199 202V201H198ZM230 202H231V200H230ZM229 202V203H230ZM70 203V202H69ZM68 203V204H69ZM71 203H73V202H71ZM74 203H76V202H74ZM118 203V202H117ZM157 203V202H156ZM162 203V202H161ZM177 204L179 203V202H176ZM183 203H182V205H183ZM213 203L215 204V199H214V202H211V207L213 206ZM219 203H217V204H219ZM233 203V202H232ZM46 204V203H45ZM50 204V203H49ZM67 204V203H66ZM68 204H67V206H68ZM78 204H79V202H78ZM82 205H83V203H81ZM81 204H79V205H81ZM104 204V203H103ZM123 204V203H122ZM164 204V203H163ZM194 204H196V203H193V205ZM198 204V203H197ZM210 204V203H209ZM221 204H223V203H221ZM6 205V204H5ZM8 205H9V202H8ZM73 205V204H72ZM72 205H70L69 204V206H72ZM78 205V206H79ZM91 205V204H90ZM98 205V204H97ZM100 205V204H99ZM126 205H127V203H126ZM125 205V206H126ZM171 205H172V202H171ZM187 205H189V204H187ZM186 205V206H187ZM206 205H207V202H206ZM216 205V204H215ZM214 205V207H217V205L215 206ZM230 205V204H229ZM7 206V205H6ZM40 206V205H39ZM64 206V205H63ZM85 206V205H84ZM156 206V205H155ZM196 206V205H195ZM204 206V205H203ZM209 206V205H208ZM224 206V205H223ZM231 206V205H230ZM233 206V205H232ZM46 207V206H45ZM82 207V206H81ZM87 207V206H86ZM129 207V206H128ZM131 207V206H130ZM134 207V206H133ZM159 207V206H158ZM158 207L156 206V208L158 209ZM162 207H163V205H162ZM173 207V206H172ZM175 207H176V205H175ZM188 207V206H187ZM196 207H198V206H196ZM202 207V206H201ZM218 207H219V205H218ZM244 207V206H243ZM9 208V207H8ZM48 208V207H47ZM71 208V207H70ZM108 208V207H107ZM116 208V207H115ZM155 208V209H156ZM177 208V207H176ZM182 208L183 209H181V210H183L184 211V208H185V205L184 206H182ZM192 208V207H191ZM199 208H200V206H199ZM209 208V207H208ZM235 208V207H234ZM249 208V207H248ZM67 209V208H66ZM83 209H84V207H83ZM102 209H104V208H102ZM119 209V208H118ZM153 209V208H152ZM156 209V210H157ZM171 209V208H170ZM193 209V208H192ZM195 209V208H194ZM204 209H205V207H204ZM214 209V208H213ZM216 209V212H218L217 211V208H215ZM214 209V210H215ZM220 208H218V210H219ZM251 209V208H250ZM256 209V208H255ZM8 210V209H7ZM13 210V209H12ZM40 210V209H39ZM72 210H73V208H72ZM72 210H71V213H72ZM127 210V209H126ZM137 210V209H136ZM140 210V209H139ZM142 210V209H141ZM166 210V209H165ZM187 210H188V208H187ZM186 210V211H187ZM191 210V209H190ZM199 211H200V209H198ZM207 210V209H206ZM213 210V211H214ZM225 210V212H226V209H224ZM242 210V209H241ZM2 211V210H1ZM14 211V210H13ZM34 211V210H33ZM51 211V210H50ZM119 211V210H118ZM170 211H172V209L170 210ZM169 211V212H170ZM209 211V210H208ZM229 211V210H228ZM247 211V210H246ZM8 212V211H7ZM39 212V211H38ZM49 212V211H48ZM48 212H46V213H48ZM74 212V211H73ZM95 212V211H94ZM116 212H117V210H116ZM123 212H125L124 211V209H123ZM128 212V211H127ZM168 212V213H169ZM190 213H191V211H189ZM201 212V211H200ZM205 212V214L206 213H208L207 211H203L202 213H204ZM216 212H214V213H216ZM219 212L220 213H222V210L220 211L219 210ZM224 212V211H223ZM224 212V213H225ZM235 212V211H234ZM6 212H4L3 214H5ZM58 213H59V211H58ZM61 213V212H60ZM64 213H65V211H64ZM68 213V212H67ZM102 213H104V212H102ZM106 213V212H105ZM108 213V212H107ZM110 213V212H109ZM114 213V212H113ZM122 213V212H121ZM154 213V212H153ZM157 213H159V212H157ZM160 213H163L162 212V210H161V212ZM166 213V212H165ZM174 213V212H173ZM183 213V212H182ZM197 214H198V211L196 212ZM201 213V214H202ZM219 213V214H220ZM231 213H233V212H231ZM62 214V213H61ZM84 214V213H83ZM86 214V213H85ZM87 214H88V211H87ZM91 214H93V212L91 213ZM130 214V213H129ZM136 214V213H135ZM156 214V213H155ZM170 214V213H169ZM175 214V213H174ZM185 214V213H184ZM200 214V213H199ZM209 214H210V212H209ZM228 214V213H227ZM14 218H13V221H12V224H11V231L8 229L7 231L9 232H11L12 234H13V237H12V235H11V237H12V240H15V242H17V241H19V243H20V241L22 242V240L24 239L23 238V236L24 235H22L21 233H20V231L21 230H19L20 229V226L23 224V223H25V222H27L28 220H30L29 218V214L28 215H26L25 213H22L21 211H19V210H16V212H14ZM38 215V214H37ZM57 215V214H56ZM73 215V214H72ZM89 215V214H88ZM87 215V216H88ZM152 215V214H151ZM163 215V214H162ZM191 215V214H190ZM195 215V214H194ZM194 215H193V217H194ZM213 214H211V216H212ZM218 215V214H217ZM229 215V214H228ZM7 216V215H6ZM60 216V215H59ZM85 216V215H84ZM94 216V219H95V217H97V216H95V214L94 215H92V217ZM107 216V215H106ZM110 216V215H109ZM130 216V215H129ZM155 216V215H154ZM153 216V217H154ZM158 216V215H157ZM175 216V215H174ZM173 216V217H174ZM177 216V215H176ZM186 216H188V215H186ZM207 216V215H206ZM214 216V215H213ZM219 216V215H218ZM217 216V217H218ZM234 216V215H233ZM237 216V215H236ZM255 216V215H254ZM10 217V216H9ZM12 217V216H11ZM39 217V216H38ZM43 217H44V215H43ZM89 217V216H88ZM102 217H104L103 215H102ZM108 217V216H107ZM123 217V216H122ZM131 217V216H130ZM172 217V218H173ZM179 217V216H178ZM185 217V216H184ZM183 217V218H184ZM198 217H199V215H198ZM201 217V216H200ZM208 217L210 218V215H208ZM217 217H215L216 218V222L218 221V219L221 217V215L219 216V218H217ZM224 217H225V215H224ZM223 217V218H224ZM241 217V216H240ZM46 218V217H45ZM55 218H57V216L55 217ZM69 218V217H68ZM98 218V217H97ZM96 218V219H97ZM109 218V217H108ZM125 218V217H124ZM156 218V217H155ZM179 218H181V217H179ZM194 218H197V217H194ZM203 218H205V216H203ZM212 218V217H211ZM223 218H221V221L223 220V223L224 222H226L227 220L226 219H223ZM227 218V217H226ZM229 218V217H228ZM43 219V218H42ZM60 219V218H59ZM79 219V218H78ZM81 219H84V217L82 218L81 217ZM89 219V218H88ZM87 218L84 220V221H86V220H88ZM91 219V218H90ZM96 219L95 220H93L92 219V221H95L96 222ZM100 219V218H99ZM99 219H97V221L99 220ZM122 219V218H121ZM144 219V218H143ZM169 219V218H168ZM177 219V218H176ZM175 219V220H176ZM192 219V218H191ZM7 220V219H6ZM10 220V219H9ZM55 220V219H54ZM80 220V219H79ZM102 220V219H101ZM99 221V222H102V221ZM105 220V219H104ZM109 220V219H108ZM110 220H111V218H110ZM113 220V219H112ZM125 220V219H124ZM147 220V219H146ZM151 220V219H150ZM153 220V219H152ZM178 220V219H177ZM177 220H176V222H177ZM181 219H179V221H180ZM183 220V219H182ZM184 220H185V218H184ZM183 220V221H184ZM186 220H188L187 218H186ZM202 220H204V219H202ZM209 220V219H208ZM211 220V219H210ZM225 220V221H224ZM30 221H32V220H30ZM65 221V220H64ZM68 221V220H67ZM74 221H76V219H70L69 221H68V225L69 224H72V222L74 223ZM84 221H82V222H84ZM90 221V220H89ZM92 221H90V222H92ZM106 221H107V219H106ZM106 221H104V222H102V223H104L103 225H102V227L103 226H105V223H106ZM129 221V220H128ZM131 221V220H130ZM129 221V222H130ZM166 220H164V222H165ZM194 221V220H193ZM214 220H213V222L215 223L214 225H216V222H215ZM229 221H231V220H229ZM79 222V221H78ZM81 222V221H80ZM79 222V223H80ZM95 222H93V223H95ZM110 222V221H109ZM108 222V223H109ZM116 222V221H115ZM115 222H113V223H115ZM124 222V221H123ZM127 222V221H126ZM145 222V221H144ZM149 222V221H148ZM152 222V221H151ZM159 222V221H158ZM163 222V221H162ZM185 222H187V221H185ZM184 222V223H185ZM197 221H194V223H196ZM228 222V221H227ZM237 222V221H236ZM246 222V221H245ZM6 223V222H5ZM97 223V222H96ZM95 223V224H96ZM101 223V224H102ZM120 223V222H119ZM174 223H175V221H174ZM177 223H179V222H177ZM183 223V224H184ZM193 223V222H192ZM191 223V224H192ZM193 223V224H194ZM207 223V222H206ZM205 223V224H206ZM210 223V221H208V225H210L211 227H212V225H211V223ZM218 223V222H217ZM221 223V222H220ZM251 223V222H250ZM74 224H76V223H74ZM90 224V223H89ZM121 224V223H120ZM119 224V225H120ZM127 224V223H126ZM133 224V223H132ZM139 224H140V222H139ZM139 224H137V222H136V225H138L139 227L141 226V224L139 225ZM143 224V223H142ZM147 224H151V223H147ZM153 224H154V222H153ZM158 224V223H157ZM173 224V223H172ZM188 224V223H187ZM204 224V223H203ZM203 224H202V227H203ZM7 225H8V221H7ZM54 225V224H53ZM62 225V224H61ZM65 225L66 224H64V227H65ZM80 225V224H79ZM81 225H82V223H81ZM98 225V224H97ZM112 225V224H111ZM114 225V224H113ZM164 225V224H163ZM173 225H176V224H173ZM190 225V224H189ZM195 225V224H194ZM199 225H201V223L199 224ZM213 225V226H214ZM218 225H220L219 223H218ZM224 225V227H226V225H228L227 223L226 224H223ZM223 225H222V227H220L219 226V229L222 231V229H223ZM232 225V224H231ZM249 225H251V224H249ZM259 225H260V223H259ZM10 226V225H9ZM58 226H59V224H58ZM70 226V225H69ZM73 226V225H72ZM84 226V225H83ZM91 226H92V224H91ZM100 226V225H99ZM107 226V225H106ZM118 226V225H117ZM121 226V225H120ZM137 226V228L138 229H140L139 227ZM144 226V225H143ZM167 226V225H166ZM205 226L206 225H204V228H205ZM254 226H255V224H254ZM257 226V225H256ZM261 226V225H260ZM46 227V226H45ZM68 227V226H67ZM77 227V226H76ZM80 227V226H79ZM94 227H96V229H98L97 227L98 226H94ZM101 227V229H103ZM127 227V226H126ZM131 227V226H130ZM135 228H136V226H134ZM152 227H153V225H152ZM154 227H155V225H154ZM159 227V226H158ZM161 227V226H160ZM170 227V226H169ZM168 227V228H169ZM172 227H174V226H172ZM177 227V226H176ZM175 227V228H176ZM183 227V226H182ZM196 227V226H195ZM217 227V226H216ZM216 227L214 228V229H216ZM251 227V226H250ZM48 228V227H47ZM57 228H60V226L59 227H57ZM63 228V227H62ZM61 228V229H62ZM68 228H71V227H68ZM73 228V227H72ZM74 228H75V226H74ZM82 228V227H81ZM100 228V227H99ZM120 228V227H119ZM123 229H124V227H122ZM134 228V230L136 231V229ZM166 228V227H165ZM167 228V229H168ZM185 228V227H184ZM184 228H182L183 230H184ZM197 228V227H196ZM208 228H210L209 226H208ZM230 228L231 227H229V230H230ZM233 228V227H232ZM263 228V227H262ZM261 228V229H262ZM65 229V228H64ZM79 229V228H78ZM94 229V228H93ZM93 229H91L92 231H93ZM128 229V228H127ZM137 229V230H138ZM143 229V228H142ZM147 229H148V227H147ZM162 229V228H161ZM172 229V228H171ZM186 229V228H185ZM198 229H200V228H198ZM202 229V228H201ZM200 229V230H201ZM207 228H205V232L207 231L206 230ZM218 229V228H217ZM217 229H216V232L214 231V230H212V232L214 231L215 233H217L218 231L220 232V230L218 229V231H217ZM238 229V228H237ZM1 230V229H0ZM37 230V229H36ZM66 230V229H65ZM75 230V229H74ZM82 230H84V228H82ZM82 230H79V231H82ZM85 230H87V224H86V229ZM100 230V229H99ZM106 230V229H105ZM108 230H109V228H108ZM125 230V229H124ZM132 230V229H131ZM130 230V232H132ZM228 230V231H229ZM257 230V229H256ZM4 231V230H3ZM67 231V230H66ZM78 231V230H77ZM90 231V230H89ZM95 231H97V230H95ZM100 231H104V230H100ZM121 231V230H120ZM126 231V230H125ZM134 231V232H135ZM143 231V230H142ZM148 231H150V229L148 230ZM169 231H171L170 229H169ZM178 231H179V229H178ZM202 231V230H201ZM225 231V230H224ZM228 231H227V233H228ZM232 231V229L230 230V232ZM234 231V230H233ZM249 231V230H248ZM262 231V230H261ZM260 231V232H261ZM7 232V233H8ZM9 232V233H10ZM22 232V231H21ZM88 232V231H87ZM104 232H106V231H104ZM109 232V231H108ZM139 232V231H138ZM141 232V231H140ZM162 232V231H161ZM160 232V233H161ZM208 232V231H207ZM210 232V231H209ZM223 232V231H222ZM253 232V231H252ZM68 233V232H67ZM66 233V234H67ZM88 233H90V232H88ZM93 233V232H92ZM119 233H121V232H119ZM126 233H127V231H126ZM126 233H123V234H126ZM129 233V232H128ZM128 233H127V235H128ZM143 233V232H142ZM171 233V232H170ZM173 233V232H172ZM171 233V234H172ZM183 233V232H182ZM191 233V232H190ZM235 233V232H234ZM258 233V232H257ZM6 234V233H5ZM110 234H112V233H110ZM116 233H114L113 234V236L115 235ZM118 234V233H117ZM131 234V233H130ZM165 234L167 235V233L165 232ZM171 234H168V235H170L171 236ZM184 234V233H183ZM208 234V233H207ZM212 234V233H211ZM219 233H217V235H218ZM226 233H224V235H225ZM232 234V233H231ZM236 234V233H235ZM10 235V234H9ZM58 235V234H57ZM81 235V234H80ZM167 235V236H168ZM176 235V234H175ZM190 235V234H189ZM228 235H230V234H228ZM79 236V235H78ZM118 236V235H117ZM129 236V235H128ZM140 236H141V234H140ZM173 236H174V234H173ZM187 236V235H186ZM210 236V235H209ZM212 236V235H211ZM214 236H216V235H214L213 234V238H214ZM232 236V235H231ZM254 236V235H253ZM8 237H10V236H8ZM75 237V236H74ZM88 237V236H87ZM87 237H85L86 239H87ZM147 237V236H146ZM194 237V236H193ZM218 238H219V235L217 236ZM224 237L225 236H223V239H224ZM228 238L230 237V236H227ZM240 237V236H239ZM238 237V238H239ZM44 238V237H43ZM84 238V239H85ZM123 238H125L124 236H123ZM217 238V239H218ZM220 238H221V236H220ZM219 238V239H220ZM234 238H235V236H234ZM11 239V238H10ZM74 239V238H73ZM77 239H78V237H77ZM101 239V238H100ZM110 239H112V238H110ZM125 239H127V238H125ZM136 239V238H135ZM140 239V238H139ZM176 239V238H175ZM185 239V238H184ZM193 239V238H192ZM207 238H205V240H206ZM222 239V238H221ZM220 239V240H221ZM226 239V238H225ZM233 239V238H232ZM236 239H237V237H236ZM5 240V239H4ZM68 240V239H67ZM92 240V239H91ZM95 240V239H94ZM99 240V239H98ZM128 240V239H127ZM166 240V239H165ZM179 240V239H178ZM194 240V239H193ZM204 240V239H203ZM216 240V239H215ZM230 240V239H229ZM43 241H44V239H43ZM61 241V240H60ZM83 241V240H82ZM85 241V240H84ZM121 241V240H120ZM120 241H118V242H120ZM132 241H133V239H132ZM150 241H153V240H150ZM218 241V243L220 242L219 240H216V242ZM224 240H222V242H223ZM226 241H227V239H226ZM234 241V240H233ZM243 241V240H242ZM4 242V241H3ZM14 242V243H15ZM42 242V241H41ZM40 242V243H41ZM48 242V241H47ZM54 242V241H53ZM66 242V241H65ZM74 242V241H73ZM94 242V241H93ZM128 242V241H127ZM154 242V241H153ZM163 242V241H162ZM161 242V243H162ZM171 242V241H170ZM183 242V241H182ZM222 242H220L219 244H221ZM225 242V241H224ZM223 242V243H224ZM238 242V241H237ZM10 243V242H9ZM13 243V242H12ZM18 243V244H19ZM23 243V242H22ZM39 243V244H40ZM60 243V242H59ZM71 243V242H70ZM80 243V242H79ZM123 243V242H122ZM126 243V242H125ZM131 243V242H130ZM129 243V244H130ZM133 243V242H132ZM150 243V242H149ZM160 243V244H161ZM199 243V242H198ZM214 243V242H213ZM3 244V243H2ZM36 244V243H35ZM48 244V243H47ZM52 244V243H51ZM55 244V243H54ZM66 244V243H65ZM73 244V243H72ZM78 244V243H77ZM124 244V243H123ZM148 244V243H147ZM158 244V243H157ZM165 244H166V242H165ZM172 244V243H171ZM225 244V243H224ZM227 244H228V242H227ZM231 244V243H230ZM20 245H21V243H20ZM26 246H27V244H25ZM57 245V244H56ZM59 245V244H58ZM61 245V244H60ZM71 245V244H70ZM74 245V244H73ZM81 245V244H80ZM90 245V244H89ZM109 245V244H108ZM120 245V244H119ZM125 245V244H124ZM170 245V244H169ZM175 245V244H174ZM207 245V244H206ZM226 245V244H225ZM18 246V245H17ZM17 246H15V247H17ZM24 246V245H23ZM37 246V245H36ZM36 246H34V247H36ZM55 246V245H54ZM68 246V245H67ZM79 246V245H78ZM93 246V245H92ZM113 246V245H112ZM127 246V245H126ZM139 246V245H138ZM152 246V245H151ZM165 246V245H164ZM199 246V245H198ZM204 246V245H203ZM3 247V246H2ZM5 247V246H4ZM33 247V246H32ZM71 247V246H70ZM73 247V246H72ZM71 247V248H72ZM80 247V246H79ZM85 247V246H84ZM107 247V246H106ZM109 247V246H108ZM114 247V246H113ZM173 247V246H172ZM221 247H227V246H221ZM234 247V246H233ZM239 247V246H238ZM241 247V246H240ZM244 247V246H243ZM30 248V247H29ZM52 248V247H51ZM60 248V247H59ZM58 248V249H59ZM70 248V249H71ZM126 248V247H125ZM151 248V247H150ZM175 248V247H174ZM229 250H231V248H229V246L227 247ZM242 248V247H241ZM4 249V248H3ZM2 249V250H3ZM30 249H32V248H30ZM29 249V250H30ZM34 249V248H33ZM39 249V248H38ZM65 249V248H64ZM80 249V248H79ZM86 249V248H85ZM115 249V248H114ZM113 249V250H114ZM123 249V248H122ZM121 249V250H122ZM166 249V251H167V247L165 248ZM182 249V248H181ZM185 248L183 247V249L182 250H184ZM188 249V248H187ZM223 249H225V248H223ZM243 249V248H242ZM27 250V249H26ZM28 250V251H29ZM37 250V249H36ZM43 250H44V248H43ZM49 250V249H48ZM54 250V249H53ZM69 250V249H68ZM67 250V251H68ZM94 250H96V247H95V249ZM105 250V249H104ZM120 250V251H121ZM136 250V249H135ZM162 250V249H161ZM169 250V249H168ZM204 250V249H203ZM229 250H226V251H229ZM38 251V250H37ZM40 251V250H39ZM77 251V250H76ZM87 251V250H86ZM116 251H119L118 249H116ZM126 250L125 249H123L122 250V253H123V255L126 253L125 252ZM129 251H130V249H129ZM163 251V250H162ZM171 251V250H170ZM173 251V250H172ZM187 251V250H186ZM188 251H190V250H188ZM239 251V250H238ZM246 251V250H245ZM42 252V251H41ZM45 252H47V254H49V252L48 251H45ZM58 252V251H57ZM66 252V251H65ZM102 252V251H101ZM100 252V253H101ZM108 252V251H107ZM112 252V251H111ZM134 252V251H133ZM174 252V251H173ZM177 252V251H176ZM231 252V251H230ZM249 252V251H248ZM13 253H14V251H13ZM13 253H11V254H13ZM28 253V252H27ZM44 253V252H43ZM54 253V252H53ZM67 253V252H66ZM85 253V252H84ZM110 253V252H109ZM118 253H120V252H118ZM129 253V252H128ZM162 253V252H161ZM160 253V254H161ZM170 253V252H169ZM172 253V252H171ZM235 253H237V252H235ZM244 253V252H243ZM32 254V253H31ZM37 254V253H36ZM41 254V253H40ZM44 254H46V253H44ZM57 254V253H56ZM88 254V253H87ZM96 254V253H95ZM104 254V253H103ZM116 254H117V252H116ZM178 254V253H177ZM184 254V253H183ZM188 254H190V253H188ZM193 254H195V253H193ZM192 254V255H193ZM202 254V253H201ZM2 255V254H1ZM0 255V256H1ZM17 255H19V254H17ZM29 255H30V253H29ZM53 255V254H52ZM71 255V254H70ZM81 255V254H80ZM79 255V256H80ZM96 255H98V254H96ZM118 255V254H117ZM127 255H129V254H127ZM133 255V254H132ZM163 255V254H162ZM164 255H166L165 253H164ZM163 255V256H164ZM245 255V254H244ZM23 256V255H22ZM56 256V255H55ZM54 256V257H55ZM75 256V255H74ZM109 256V255H108ZM125 256V255H124ZM135 256V255H134ZM141 256V255H140ZM183 256H185V255H183ZM199 256V255H198ZM95 257H97V256H95ZM107 257V256H106ZM118 257L119 256H117L116 257V259H118ZM158 257H159V255H158ZM164 257H166V256H164ZM190 257V256H189ZM193 257V256H192ZM20 258V257H19ZM36 258V257H35ZM40 258V257H39ZM57 258V257H56ZM109 258H111V259H109ZM109 258H106V263L105 264H118V262H116V261H118V260H112L113 258L111 257V255H110V257ZM120 258V257H119ZM129 258V257H128ZM183 258V257H182ZM197 258V257H196ZM97 259V258H96ZM99 259V258H98ZM97 259V260H98ZM101 259V258H100ZM198 259V258H197ZM199 259H200V256H199ZM203 259V258H202ZM46 260H47V258H46ZM168 260H170V259H168ZM166 261V262H169V261ZM185 260H187V261H189L188 260V258L186 259L185 258ZM193 260H195V258L193 259ZM201 260V259H200ZM120 261V260H119ZM196 261V260H195ZM202 261V260H201ZM93 262V261H92ZM104 262V261H103ZM200 262V261H199ZM204 262V261H203ZM72 263V262H71ZM129 263V262H128ZM139 263V262H138ZM148 263V262H147ZM150 263V262H149ZM148 263V264H149ZM154 263V262H153ZM191 263V262H190ZM193 263H196L197 264V262H193ZM245 263V262H244ZM21 264V263H20ZM61 264V263H60ZM103 264V263H102ZM162 264H164V263H162ZM166 264V263H165ZM192 264V263H191ZM201 264V263H200Z\"/></svg>",
  "mask_w": 264,
  "mask_h": 264
}]
</instances>
